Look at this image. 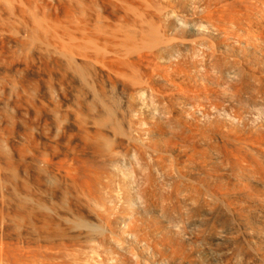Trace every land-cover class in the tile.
<instances>
[{"label":"rangeland","instance_id":"rangeland-1","mask_svg":"<svg viewBox=\"0 0 264 264\" xmlns=\"http://www.w3.org/2000/svg\"><path fill=\"white\" fill-rule=\"evenodd\" d=\"M198 1L199 0H196L195 1L196 3L194 2V0L193 1L192 0H1L0 1V18H1L0 19V29H1V32H0V153H3V154L6 153L8 155L11 152V147H10L11 145L12 146L21 145V151L24 149L23 152L20 151V155L22 153L21 178L24 177L23 180L26 179L23 182V191H26L24 193H27V194L30 193L28 191H31L30 195L34 197L30 196V198H35L36 196V199H38L40 197L39 201L41 200L43 201L44 199L43 202H45L46 204V208H43V210L45 211H43L42 213H39L42 210V207L34 208L36 204L34 205L33 203H35L36 199L34 200L29 199L30 201L33 200L34 201L33 203L32 201L31 202L27 201L28 203H30V205L33 204L32 205L33 207H32V206H29V204L27 203V206L29 207L27 208L28 212L30 213L32 211L31 213L34 212L37 215L40 214V216L35 215L34 217H36V219L35 218L33 219L32 217L34 214L33 215L30 214L31 219L36 222L33 221L32 223L33 225H32V224H29L30 222H32V220L26 219L24 221L25 225L22 224V226L24 227H22V235H23L22 237L23 238H22L21 264H101V263L102 264H112L114 260L115 261L118 260L117 261L118 263H113V264H122V263L135 264V262L136 264H141V259L142 261H144L142 262V264L143 263L144 264H155V263L156 264H174L175 262H176L175 264H179L178 262H181V264H186V263H182L184 262V259H182L180 254L178 255H179V258H181V260L178 259L177 258L178 255L176 256L175 254V252L176 251L178 252L179 250L177 246L179 241L187 240V238H189L190 236V233L194 231V228L196 225L205 223V222L210 224L222 214L225 215V213L223 212H226V213L228 212L226 214L227 216L225 218L224 217H221V218L219 217V218L223 222L224 220L225 222L226 221L228 222L227 224L225 222L223 223V226H222L223 228H219L218 230H216L217 228L216 227L215 232L214 231L213 232L215 234L217 231H219L218 235L221 236L222 234V237L223 236L227 237L228 242L230 243L229 245L225 247V249L226 250L228 249L229 252L231 253V254L229 253L230 259H229L228 264H233V263L239 264V262L241 261H242L241 264H244L243 260L237 259V257H235V255L232 254L233 249L231 248H233L232 244H234L235 242L240 243V244L242 243V245H244V248L247 245L248 247L249 246L252 247V253L249 251L252 256L253 255L255 256L257 254V250L253 249L255 248V245L254 247L252 246L253 244L250 243V239L248 237L256 234L255 237L254 236H252L253 238L251 237V241L253 240L254 243L255 242L258 243L257 241H259V243H262L261 246H264V243H263L264 238L263 236L261 237V235H263L264 233L262 232L264 231V229H262L264 228V223H263L264 216H262L264 215V212L261 211L264 207V202H263L264 201V172H263L264 170V152H263L264 147L262 146L264 142L263 140L264 139V58H263L264 48L263 47L264 46H262L264 44V41L262 40L264 39L262 37L264 36V22H262L264 20V15L263 17H261L262 12L264 11H262L261 8L264 5L262 7L260 6L264 3H259V0L258 1L256 0L258 2V4L256 5L257 8L260 7L258 8L260 10H258V9H254L256 7L255 6L256 3H254L255 0L250 1L252 2V4L251 3L250 4L254 6L253 8L251 7L252 9L250 8V4L249 5L246 4L248 3L247 0H235V2H232L233 0H231V2L230 0L228 1L227 0H223V1L216 0L217 2L214 0H206V1L201 0L199 1V3ZM211 1L213 2V4L211 3V5L213 6L209 4ZM225 1L230 5L228 6V8H226V6L224 5ZM261 1L264 2V0H261ZM203 2L205 3L201 4ZM214 2L216 5L214 4ZM218 2H220L221 5L223 4L225 6V11L223 10L224 6L223 5L221 6ZM200 4L202 7L200 6ZM206 5L208 8H206ZM219 5L221 7H219ZM242 5L248 6L247 10L250 14L246 12V10L244 9L246 7L242 9L243 7ZM216 7L217 8L219 7L220 9L222 8L221 11L218 8L219 10L218 9L216 10H218L219 12L217 13L216 10L214 12V8ZM211 8H213V11H211L212 10ZM249 8L252 10V12L253 10L255 11L258 10L257 13L259 11H262L259 13L261 14V16L260 15L259 17L258 15L256 16L255 12L251 13V10ZM205 9L207 12L208 11L213 12V15L218 14L219 18L221 15L220 12H222L223 17L221 15L222 18L219 19L218 23L215 22V20L218 21L217 15H216V18H212L213 16L210 17V19L211 20L213 19V20L208 21L209 23L213 22L212 24L217 23L218 27L217 26L213 27L212 24L210 23V27L208 28L206 23H207L209 16H207L208 18L206 20V23L205 22L202 23V21H204L203 19H206V16L203 19L202 17L199 19L198 16H201V15L204 16L205 14H208V13L204 14ZM241 9L245 11L244 12L245 15L246 13H248L247 15L250 17H248L247 15H246L247 17L243 15ZM228 10H230V13ZM238 10H241L239 14L235 12V11L238 12ZM224 12H226L227 15L229 13L232 18H233L232 15L235 16V13H236V18L234 17L235 19H233L234 20L233 22L235 23L238 22L236 25L239 26L238 27L239 29L244 28V30H238V32L235 31V33L237 32L236 35L237 34L239 35L236 36L235 33L233 34L232 25L231 27H229L230 24L232 23V21H230V19L232 18L230 17L229 19V17H224V15H226ZM231 12H234V14ZM239 15L240 16L243 15L244 17H246L245 19L251 18V16H253L254 18L257 17L256 19H258L259 21L263 19L260 22L262 27L259 24V22H257L258 20L256 21L253 18H251V21L248 19L247 21H245V19H243V21L245 22L249 21L250 23L252 22V19L253 21H256L255 24L249 23L251 26L248 23H245L243 21H240L243 23V24H240L239 19L237 21V18L240 17ZM260 17L261 19H259ZM195 18L197 19L194 20ZM198 19L199 20L202 19V20L199 22ZM227 19L229 20L228 21L229 23L231 22L230 24L226 22ZM182 20L183 21L188 20V21L184 25V23L181 22ZM223 22L228 23L227 27L225 25L224 30L227 29V31L225 32L229 31L228 27L229 29L231 28L229 33H227L229 38L226 37L227 35L224 32V30L222 29L223 31H221L220 29V28H223L222 26L224 24H226ZM203 24H205L206 26H204ZM219 24H222V25H219ZM244 24H248L245 26L246 29L245 27H243ZM240 25H242L241 28H240ZM254 25H257V26H254ZM211 26H212V29H210ZM234 26L235 25L233 24V27ZM237 26L236 28L234 27L235 30L238 29ZM247 26H250L252 29L249 28L251 29L249 30ZM260 28L263 30H261ZM242 31H246L247 32L246 34H249V35L252 34L251 36L247 35L248 37H250L249 39L246 38L248 40V44L250 45L249 47L245 46L247 42L245 37L247 36ZM254 31H256V33ZM257 31L260 34H262L263 32V35L258 34ZM222 32L224 33L223 35L225 38L222 37L223 36ZM239 32L243 33L244 36L241 37L240 35H243V34H240ZM218 34H221V35L219 36ZM231 35L233 36L232 40L235 38L234 35L236 36V38H239L240 36L241 39L239 38V41L240 40L242 41L244 39V43H242L241 41L239 42L238 40L234 39L235 41L233 40L234 41L233 43L237 41L238 43L236 42L235 44H238V45H235L232 42L230 45L229 42L231 41V38H230ZM253 35L254 37L258 35V36H261L262 38L260 41H256V40H259L260 38L258 39V36L256 37L257 39L254 37L252 38ZM227 39H229L230 41L229 40L227 41ZM254 39L256 40L252 41ZM250 40L253 43H251ZM261 41H263V43ZM255 42H261V43H255ZM61 46H62L61 50L57 49V47L61 48ZM217 47L221 49L220 52H218L219 49ZM133 50L135 51L133 52ZM63 51L68 52L67 54H69V57L66 56L67 59L64 58V55L66 53L64 54ZM110 54L112 55V59H113V55L115 56L114 60H116L117 62V63L114 62L116 63L115 66H114V63L110 61L111 59ZM138 54L144 55L143 57L145 58V60L147 59L148 60L147 62H149L151 65L147 63L149 66H146L145 64L146 61L140 60V58L143 59L142 56L141 57L139 56L138 60L140 61H138L137 60ZM71 55H73L74 58H71L73 57ZM145 55H148V56H145ZM212 55L215 56L213 57V59L212 57L210 58V56ZM130 57L134 60H132ZM228 57L231 60H229ZM225 58L228 59L226 61L232 66L233 65L237 66L241 64L239 65L238 68L241 69L243 67L245 69V70L243 69L244 73H242L241 75V77L245 75L243 77V80L239 76H237L239 73L235 74L239 72L237 67L232 68V66L230 65L231 66L230 68L233 69L232 73L235 72L234 75H231V72H230L231 69H227L229 65H227L228 63H226ZM232 59H234L233 62L237 60V63L240 61L241 63L233 64ZM67 60L69 63H72V64L68 65L69 63H67ZM127 60H129V62ZM108 61H110V63ZM142 61H144L145 63L144 62L142 63ZM242 61L246 63H243ZM101 63L102 65H100ZM107 63L109 65L112 64L113 66L110 65L112 68H108V69L107 67L105 68L104 67L105 65L110 67L109 65H107ZM73 64H74V67L76 64H78L76 65V69L72 67ZM81 65L83 66V70H82ZM250 65H251V69H250ZM77 67H80V68H77ZM158 67H160L161 70ZM155 68L156 69L158 68L159 76L157 73L158 71ZM162 68L165 71H162L163 70ZM109 69H112L111 74L110 72H108L110 71ZM84 70L85 71L87 70L86 71L87 73ZM224 70H225V73H224ZM161 71L163 73H161ZM217 73H219V76ZM226 73H228L229 75L228 74L225 75ZM91 77L92 79H90ZM219 77H221V79ZM144 78L148 79V82L150 81L149 82L150 84L145 83L147 81H144L145 80ZM240 80H242V82ZM133 82L135 86H133ZM138 82L139 84H136ZM141 83H145V85ZM142 85L143 87L144 86L146 87L143 88ZM101 88L103 90L102 92L105 91L106 94L104 92L103 95L99 96L98 95L99 92L97 93L94 91L93 93V90L100 91ZM102 92L100 91V93ZM95 93L98 95L99 99L97 98V95ZM104 94L107 95L106 101L104 99L105 98ZM94 95H96V97ZM101 96L104 97L102 98L106 103H109V104L111 103L116 108L114 109V111L118 110L117 112L121 113V114H118L116 113V111L114 112L113 110L112 112L111 109H113L114 107L111 104H110L111 106L110 105L107 106L105 104L106 107H109V106L110 108L112 107L111 109H108V108L107 109H108V113L112 115L111 119L113 121H111V119L109 121L108 119L106 120L105 118H101L102 117L101 113L104 115L103 117L108 115V113L106 112L107 109H105L106 108L105 106L103 108L102 107L99 108L100 103H101L100 104L101 106L104 105L105 103L104 101L100 100L102 99L100 98ZM96 98L101 102L98 103V100ZM121 99L124 102L120 101ZM125 101H127L128 103H126ZM102 102L104 103L102 104ZM118 102L120 103V105L122 102V105L120 106L121 108L118 107L119 105ZM127 106H130V107H127ZM101 109L104 111H102ZM131 109H133L134 111L135 110L137 111L135 112L136 113L135 114L134 111L132 110L136 116L138 114V116L135 119H133L134 117L132 116L133 113ZM94 110H96V112L99 111L98 112L99 114L96 113ZM125 110L126 111L129 110L128 112L129 113L131 112L130 114L132 115H130L127 112H124ZM95 113L97 114V117L94 116L96 115ZM235 113L239 117H236ZM91 114H93V116ZM88 115L89 116L91 115V116L89 117ZM115 117L116 118L118 117L117 120L114 119ZM128 117L130 118L128 119ZM240 117L242 118L241 120L243 122L242 121L238 122ZM97 118L100 119L98 120V122H97ZM120 118H122V120L121 122H118V123H120L121 125L120 127H123L122 129L119 127V124L115 122V120L120 121ZM130 119H132L133 122ZM91 120L92 122L94 120L96 122L92 123ZM101 121H104V122L101 123ZM122 121H123V124H122ZM127 121L128 122L130 121L129 124L132 123L130 124L132 126L130 125L127 126L128 125ZM105 122H107V124H105L106 126L104 125ZM108 123L109 124L111 123L113 125L111 126ZM99 124L103 125L102 127L104 126L105 127L102 128L100 127ZM116 124H117V128L115 127ZM237 124L239 125V127ZM118 127L120 129H118ZM127 127L129 128L133 127V128H130L131 130H129ZM101 129H103L104 131ZM196 131L198 133H195ZM118 132L119 133L121 132V133L119 134ZM129 132H131L130 134H132L133 136V138L130 137L131 138L130 140H134V141H128V138L131 135L129 134L126 135V134ZM185 132L187 134L188 133H191V134H189L188 136ZM193 132L194 134H192ZM217 132H218V135H217ZM115 134L116 136H113ZM195 134H196V137H195ZM254 134L256 135L259 134V135L256 136ZM125 135L128 137L125 138ZM191 136H193L194 138ZM253 136H254V139L257 138L255 139L256 142L254 141ZM105 137L106 139L108 138L110 140L107 139L106 141L108 142H106L104 140ZM236 137L238 140L236 139ZM260 137L262 138L260 139ZM251 138L253 139L254 142L252 141ZM258 139H260L262 142H260V140ZM49 140L51 141L49 142ZM244 140L248 141V142H244L248 144L247 145L248 148H250L249 146H252L253 148L251 149H254L257 145H260L261 143V145L258 147L259 149L260 147H262L263 149L261 148L258 151V149H256L258 147H256L255 149L257 151L255 149L254 151L249 150V149L247 150L246 149L247 146H245L244 148V145L246 144L243 145ZM103 141L106 144L109 143L110 141H111L110 144H113L112 142H114V145H116L118 141L119 144H117L115 148L114 146H112L113 147L112 149L110 145L107 144L108 145L107 146ZM233 141L235 142L238 141L237 144H239L240 147ZM249 141H251L250 143L251 145H249ZM38 143H40V145H38ZM65 143L69 145L66 147L65 145L67 144ZM232 143L237 145L238 146L237 148H239L240 150L244 148L242 152L245 151L247 154L244 155V152L243 153L240 152L239 149L237 150L232 149V146L234 145ZM253 143L254 144L256 143V145H254ZM23 144H25L26 147ZM120 144H121V147H119ZM33 145H36V146H33ZM41 145H43V147H41ZM46 145H48V147H46ZM49 145H50V148H49ZM95 145L97 148L94 147ZM22 146L24 147L22 148ZM27 146H28L29 151L26 150ZM74 146L76 148H74ZM103 146L106 147L107 149H110L109 152L111 153V155L109 154V152H106L107 149L104 148ZM117 146L119 148H117ZM234 146L233 148H236ZM42 148H45L47 151ZM103 148L106 150L104 151ZM60 149L62 151H60ZM72 149L74 150V152L72 151ZM226 150L228 152L229 150L232 152L227 153ZM233 150H236L235 152L239 151L238 153L234 152L236 156L233 153ZM27 151L29 152V154ZM251 151L253 153L249 154L248 152H251ZM40 152H41V156H40ZM43 152H45L46 154L44 155ZM70 152H73V156L70 155L72 154ZM76 152L77 154H74ZM112 152L116 154L114 155ZM259 152L261 155L259 154ZM60 153L62 154V157ZM226 153L227 155H229L230 158L227 157ZM237 154H240L238 155L240 158L239 157L236 158ZM69 155L71 157H74L75 155V157L68 158ZM232 155L235 158V160L236 159H239V160H236V162L234 161L235 163H231L232 164L231 165L230 162H233L234 160L233 158H232L233 160H231ZM34 156L37 158H35ZM42 156H45V158L43 157L44 159L43 158L41 159ZM23 157H24V160H23ZM228 158L230 160H228ZM39 159L40 161L41 160L50 161L52 164V168L48 169V172L45 170L44 171L40 170L39 164H37L38 163L37 161ZM70 159H72L71 160L72 162L69 161ZM244 159H245V162H244ZM53 161H55L57 168H55V164ZM64 161L66 162L64 163ZM57 162L59 163V165ZM61 162L64 165V167L61 164ZM70 163H73L74 165L73 164L70 165ZM237 163L238 164L240 163V165H236ZM67 164H69L70 166ZM36 165H38V170L36 168L37 167ZM67 166L71 168H67ZM161 166H162V169H161ZM232 166L233 168L235 166L237 170H235V168L233 170ZM237 166L238 168L242 170L244 166L248 170L250 168L249 172L247 171V173H249V178L253 175L254 170L257 171V175H255L257 177L252 176L251 178V180L255 179L253 183L251 182L249 178L247 179L250 181H248L247 179H246L247 181L246 180L244 181L245 177L243 176V174L245 175V172L247 169L244 168L245 171L241 173V170H238ZM60 167L63 169V171H60V170L57 171L58 169H61ZM53 168L54 170L55 169L57 170L54 171L55 173L53 172L50 173L53 170ZM159 168L161 169V172ZM163 168H165L166 172L165 173L163 172L162 174V171H164ZM176 168L178 170H176ZM70 169L74 173L70 172ZM56 171L58 174H56ZM66 171H68V173H65ZM176 171H178V173ZM238 171L239 173H241L244 179L243 177L241 179V175L238 173ZM258 171H262V172H258ZM46 172H47V175H46ZM169 173H171L170 174L171 176L168 177ZM180 173L182 177L177 176L178 174L180 175ZM44 174L46 175V177ZM61 174H66L65 177L68 176V179L65 180ZM166 174H167V177H166ZM52 175L53 176L56 175L54 179L52 178ZM59 175L61 176V178L59 177ZM48 177H51L52 179L51 178L49 179ZM170 177L173 178L172 181H170L171 179H167ZM57 179H59V181ZM71 179L74 182L76 181L74 184L79 185L80 188L78 186L73 185V183H71L73 181H70ZM176 179L177 181L175 182ZM60 180L62 182L65 180L64 182L65 183L67 182L66 183L67 185H65L64 182L62 183L63 185L60 184L61 182ZM56 182L60 185H58ZM245 182L247 183L244 184ZM53 183H56L57 185ZM68 183L70 187L68 186ZM51 184H52V187H51ZM243 184L246 186V188L245 186H243ZM44 185L46 188L44 187ZM53 185L55 189L57 187L56 189L57 193L55 192L56 190L53 188ZM64 185H65V188L62 191L61 187L63 188ZM49 186L53 188L54 191ZM75 187H78L79 189H83V190L78 191V188H75ZM87 187L89 190H87ZM185 187L187 190L184 189ZM206 187H208L209 192ZM24 188L26 190H24ZM28 188L29 190L27 191ZM67 188L69 190H66ZM70 188H72L73 190L72 189L70 190ZM177 188L179 190L176 191ZM211 188H213V190L216 188V190L212 191ZM242 188H244V190ZM34 189L37 192H34L35 191ZM38 189H40L41 191ZM44 189H45V193H44ZM58 189L60 191H58ZM74 189L76 190V192H74ZM205 189H206V192H205L206 195L203 194ZM238 189L241 191H239ZM49 190L54 195L57 194L55 196L56 198L60 195L59 197L69 198V200L67 198V201L64 200L66 202L70 200L74 201L78 199L79 203L84 202V200H81V196L83 199V196L88 195L87 193L90 191L91 194L89 193L88 197L90 196L91 198L90 197L88 198L86 196L87 198H84L85 203H86V199H88L90 200V204L95 203L94 204L95 206L92 204L91 206L96 207V208L98 207L96 206V204L97 205L100 204V207H98L99 210L97 209L98 210L97 212L95 211V208H92V210H94L96 214L99 213L98 215L101 217V222H95V224L97 223L96 226L99 224L98 226L102 230L98 228L100 231L98 230V231L88 232L86 229L83 230L84 228H82L83 230L82 231L80 230L81 228L79 229L77 227H74L70 221L71 219L68 218V215H67L68 213H65L67 212V209L65 208L66 205L65 206L63 205L60 207V208L62 207L65 208L64 210H62L63 208L62 209L59 208L60 210H58V214L59 213L61 214L57 216L58 218L55 217L57 215V212L55 213L54 209H56L57 211L58 208H53L52 206L55 207V205L56 204L58 205L59 203H57V201L53 203L54 200L52 196L54 195ZM72 191L75 193V195H73L74 193ZM77 191H78V195L76 194ZM181 191L183 194H181ZM215 191L217 192L215 193ZM64 192L65 193L69 192V193H66V195L69 194L71 197H69V195L66 197ZM79 192H81L82 194L84 193L85 195H82ZM145 192L148 193L147 195L149 198H147V196L144 195L146 194ZM191 192L194 196L196 195L199 196V194H196V192L200 193V196H199L200 200L198 199L199 198L198 196L196 197L198 199V203L195 197L194 198L196 199V202L194 198H191L190 196L192 195ZM175 193H177L178 195V196L176 195L175 197H177L178 199L180 196V198L178 200L175 199L176 204L175 203L174 204L177 205L181 203L180 204L181 206L182 205L185 206L187 204V206H185L187 208L183 206L182 208L180 205H177V206L178 207L180 206L183 210L184 208L190 209V211L184 210L185 213L183 214V210H181L180 207L177 209V206L173 205V202L175 200H173L172 202V195H173V198H175L174 197ZM227 193L228 195H230L229 198L231 197L233 200L229 199L228 196H225L227 199L223 196V195H227ZM234 193L235 195L238 193L237 196L233 195ZM253 193L254 194L257 193V195L256 194L254 195ZM41 194L42 195L44 194L43 196H45L43 199H42L43 196ZM202 194L203 196L206 197V198L204 197L205 199L203 198ZM248 195L250 196V199H249L250 201L255 196H257L252 200L253 202L254 200H256V202H254L255 204L258 202L256 204L257 206L254 203H250V201L248 202L243 199V198L246 199V197H249ZM49 196H51L52 198ZM74 196L75 197L78 196V198H73ZM220 196H222L224 200H222L223 198ZM92 198L94 199L96 198L97 203L94 202ZM119 198H120L119 203L121 202L122 206H121V203L120 205L117 204L118 201L116 199H119ZM144 198H146L145 199L146 201L144 200ZM189 198L190 200H188ZM215 198L218 199V201L220 202L215 200ZM113 199H115L116 202ZM78 200L74 202L70 201L69 203L77 202L75 204L82 205L78 203ZM98 200L100 201V203ZM191 200L197 204V205L194 203L191 204L192 206L196 205V206H193L195 208L198 205L205 202L204 204H202L204 205L203 206L204 208L199 206L201 208L198 209L197 207L196 208L197 210H196L191 205L189 208L188 204L190 203L188 202H190ZM228 200H230V203L232 204L228 203ZM257 200H260V201H257ZM106 201L108 203L113 201L112 203L114 205L112 203L110 204H112L114 208L111 206V209H110V204H107ZM209 201L210 202L212 201V203H210ZM213 201L215 203H214V206H212V209H213L212 210L210 208H211V205L213 204ZM222 201H224V203ZM239 201H241V204ZM244 201H246L245 202L246 204L244 203ZM151 202H153V204L155 205L151 204ZM247 202L250 204H248ZM49 203L52 204V206L50 205L52 210L51 208H48ZM85 203H83V206L81 207L84 208V210H87V208L90 207L89 206L90 204H88L89 202H87L85 206ZM133 203H134V206L132 205ZM169 203H172L171 206L173 205L175 207H170ZM233 203H236V204H233ZM105 204H106V207H103L104 211L101 212L100 208L102 206H105ZM224 204H228V206L230 204L229 206L230 208H228L226 205L225 207ZM244 204H245V207L242 206ZM135 205H136V210L134 211L133 209L135 208L133 207H135ZM205 205H208V206L210 205V206L208 207V209H206ZM25 206H26V202H25ZM115 206H118L116 207V209L118 208V210H115ZM131 206L132 208H130ZM154 206L156 207L155 210H157L155 213H154ZM7 207L8 206H6V209ZM31 207L33 208V210H31ZM138 207H140L139 211H138ZM164 207H166L165 209L174 208L173 210H175V213L171 209L165 211ZM191 207L193 208L192 211H191ZM231 207H232V210H231L232 213L229 212V209H231ZM47 208L53 211V213L55 214L54 215H52L53 213L47 214V212H51ZM119 208H121L122 211L121 209L119 211ZM218 208L219 210L217 211L216 209ZM222 208L223 209L228 208V209L222 210ZM233 208H234V212H233ZM240 208L242 210H240ZM246 208H248L250 211L247 210ZM34 209L36 210L34 211ZM37 209L38 211L40 209V211L38 212ZM46 209L48 211H46ZM251 209L254 211V214L251 211ZM106 210H108V213H107L108 215H106V212H105ZM158 210L159 211L161 210L160 212H162L161 213L162 215L160 214V216H158L160 213ZM170 210L172 211L171 212L172 214L170 213ZM240 211H242V213ZM90 212H93V211L90 210ZM100 212L103 214H101ZM124 212L125 214L123 215ZM134 212H135V215H134ZM148 212H152V216H151V213H148ZM165 212H168V214L169 213L170 214L166 215ZM188 212H189V215L187 214ZM236 212H239L241 215H239V213H237L236 215L235 214ZM261 212H262V215H260ZM114 213H117L120 216L118 217V215ZM164 213L166 217L163 216ZM42 214H44L43 215V217L45 216L44 218L42 217ZM185 214L190 217V219H188V217L186 216V219H188V221L184 219ZM61 215H63L64 217H62ZM178 215L179 217H184V218L179 219V217H177ZM107 216H109L108 218L110 219V221H113L114 223L116 221V223L120 226L122 223L121 221L123 222L125 221L121 227H123L122 229L128 234V238L130 239H127L126 242L124 243L119 241V243L121 244L122 243L124 245L126 244L125 245L126 247L122 245L123 246L122 250L119 248V246H121L119 243H118L119 245L117 244L118 246L115 245L114 242L116 241H114L111 238L112 236L109 237L110 235L106 231V227H104L106 224V221L104 220H107ZM192 216H195V217L192 218ZM237 216H242V217L238 218ZM48 217L49 218L53 217L49 219L51 222L48 220ZM61 217L62 219L66 218V220L64 219L60 221ZM121 217L123 220L121 219ZM163 217L164 219H162ZM199 217H201L202 219L200 220ZM228 217L230 218V220ZM247 217H249L248 220H247ZM117 218H120V219H117ZM235 218L238 220H236ZM56 219L57 220L59 219V220L57 221ZM116 219L119 221V223L117 222ZM207 219L209 221H207ZM240 219H243V220L239 221ZM245 219L250 224L251 223L252 224L250 225L248 222L246 224ZM41 220L43 221L41 222ZM168 220H171V223L168 222ZM173 220L175 221L173 222ZM178 220L180 221L178 222ZM221 220H218V221H221ZM233 220L236 223H234ZM9 221L10 220L7 221L8 223L7 226L8 228H11V221L10 223ZM181 221H185V222H181ZM39 222H41L40 223L41 226L43 224L45 225L49 224L50 226L54 228L51 227L52 230L51 229L44 230L43 229L44 225L42 226V228L37 227ZM192 222L196 223L194 227L188 228L185 225V223H187L188 225V223H192ZM125 223L127 224L126 226H125ZM180 223H182L180 226L181 227L184 226V228L183 230L181 229V231L179 232L181 227L179 228V225L177 227V224H180ZM26 224H29V225H26ZM100 224L102 226H100ZM165 224H167V226ZM173 224H174V227H173ZM58 225L61 227L59 228ZM232 225L233 226L235 225L236 227L239 226V227L236 228L235 226L233 227ZM175 226L176 228L179 229L178 232H177V229H175ZM29 227L34 228L35 230H30ZM124 227H126V230ZM209 227L207 226L203 230L201 227L196 226L195 229L197 231H194L195 235H197L196 236L197 239L195 240L197 242L195 249L201 248L200 239L202 238V236H205L207 233L209 234L208 230L210 231V233H212ZM248 227L251 229H249ZM46 228H47V225H46ZM71 228H73L75 231H73V229ZM243 228H245L246 230L244 229L243 231ZM258 228L261 230V232H259ZM38 229H39V232H37ZM57 229H59L60 231H58ZM77 229L79 231H76ZM141 229L144 230L142 231L143 233H141ZM146 229L147 231H145ZM61 230L63 232L62 235L64 237L60 235ZM138 230L140 231V234ZM46 231L47 233L45 234ZM129 231L134 232V234L130 233L131 234L130 235ZM136 231L138 233H136ZM183 231L184 233L182 234L181 232ZM105 232H107V235H104ZM225 232L227 233L225 234ZM233 232L236 234H234ZM255 232L260 233V234H257ZM145 234H148V235H145ZM207 235L205 237H208ZM47 236H49L48 237L49 239L50 238L52 239L51 240L47 239ZM99 236L101 237V239ZM106 236L108 237V239ZM143 236L145 237L146 241L144 238H142ZM146 236H148V238ZM256 236L258 237L260 236L261 237L260 240L258 239L257 241H255L258 238V237L256 238ZM88 237L89 239H87ZM102 237H104L106 240L103 241L104 238ZM110 238L112 239V241L110 240ZM94 239L97 241L96 243H98V247L101 246V248L103 247L104 250L101 248H97V244L94 243L95 242ZM97 239L98 240L100 239V243ZM240 239H242L243 241H240ZM244 239L246 240L245 242H244ZM261 240L263 242H260ZM84 241L87 242L89 245L85 243ZM134 242L135 243L138 242L140 246L139 250L138 249L136 250L134 246L132 245L134 244ZM143 242L144 243L147 242L145 244L146 246L145 245L142 246ZM160 243H163V244H160ZM244 243H246L247 245ZM113 244H114V247H112ZM106 246L107 247L109 246V247L107 248ZM150 246H153V248ZM156 246L158 247L159 250L157 249ZM197 246L199 248H197ZM213 246L214 245H211L208 247V248L211 247L214 249V251L213 249L210 250L209 253L212 255H215L216 257V253L219 251L218 250L219 248L217 247L218 248L217 249L218 251H217L215 246L214 247ZM166 247H170V248L167 249ZM92 248H94V250H91ZM150 248L152 249L150 250ZM98 249L100 250V252H98L99 251ZM109 249H112L111 250L112 252ZM171 249L172 250L175 249L171 251L172 254H170ZM113 250H115L114 253H113ZM125 250L126 251L133 250L137 256L135 255L133 256V251L131 252L132 253L131 254L128 251L127 253ZM154 250L155 251L157 250L158 253L154 252ZM253 250L254 252H256V254H254ZM261 250H259L258 254H260V252L263 254L264 250H262L263 252ZM145 251H146V254H145ZM101 252L103 253L101 254ZM168 252L170 255L168 254ZM111 253L113 254V256ZM107 254H109L110 259ZM143 254H145V256ZM258 254H257V257H260L261 254L260 255ZM97 255L98 256L100 255V256L98 257ZM159 256H161V259L163 261H161ZM134 257L137 259L134 260L135 259ZM124 259H126L127 261L126 263ZM216 259L217 258H215V260ZM233 260H235V262H233ZM108 261H110V263ZM196 262L198 263V261H195V263L193 264H196Z\"/></svg>","mask_w":264,"mask_h":264},{"label":"bare ground","instance_id":"bare-ground-1","mask_svg":"<svg viewBox=\"0 0 264 264\" xmlns=\"http://www.w3.org/2000/svg\"><path fill=\"white\" fill-rule=\"evenodd\" d=\"M0 1H1V0H0ZM192 1H193V0H192ZM195 1H196V0H194V2H195ZM199 1H201V0H199ZM199 1H198V3H199ZM205 1H206V0H205ZM214 1H216V0H214ZM222 1H223V0H222ZM227 1H228V0H227ZM247 1H248V3H246L247 5H249L250 3L252 4V2H250L251 0H247ZM257 1H258V0H257ZM257 1H256V0H255V2L253 1L254 3H256L255 6L258 4ZM260 1H261V0H259V3H264L263 1H261V2H260ZM194 2H193V3H194ZM216 2H217V1H216ZM230 2H231V0H230ZM232 2H235V0H233ZM243 2H244V1H243ZM195 3H196V2H195ZM204 3H205V2H203V3H201V4H204ZM207 3H208V1H207ZM211 3L213 4L212 1H211L209 4L211 5ZM218 3L220 4V2H218ZM222 3H223V2H222ZM225 3H226V4H225ZM201 4H200V6H201ZM214 4H215V2H214ZM241 4H242V3H241ZM251 4H250V8H251V7L253 8L254 6L251 5ZM194 5H196V4H194ZM194 5H192V6H194ZM215 5H216V4H215ZM220 5H221V4H220ZM220 5H219V7H221L223 4H222L221 6H220ZM224 5L226 6V8H228V6H230L226 1L224 2ZM224 5H223V6H224ZM247 5H244V6L242 5V6H243L242 9H243L244 7H246V8H244V9L246 10V12H248V10H247V9H248V8H247L248 6H247ZM263 5H264V4H262V5H260V6L262 7ZM141 6H142V5H141ZM167 6H168V5H167ZM211 6H213V5H211ZM225 6H224V8H223L224 11H225ZM169 7H170V6H169ZM195 7H196V6H195ZM201 7H202V6H201ZM219 7H218V8H219ZM263 7H264V6H263ZM263 7L261 8L262 11H264V8H263ZM167 8H168V7H167ZM206 8H208L207 5H206ZM218 8H217V7L214 8V12H215V10L218 9ZM250 8H249V9H250ZM252 8H251V9H252ZM258 8H260V7H258ZM258 8H257V6H256L254 9H258ZM196 9H197V8H196ZM200 9H201V8H200ZM203 9H204V8H203ZM211 9H212L211 11H213V8H211ZM219 9H220V8H219ZM219 9H218V10H219ZM221 9H222V8H221ZM221 9H220V11H221ZM242 9H241V10H242ZM251 9H250V10H251ZM193 10H194V9H193ZM218 10H216L217 13L219 12ZM223 10H222V11H223ZM241 10H238V12H237V11H235V12H236L237 14H239ZM250 10H249V11H250ZM258 10H260V9H258ZM258 10H256V11L253 10V12H255V13H256L255 15H256V16L258 15V17H259V15L261 16V14H259V13L262 12V11H259V12L257 13ZM163 11H164V10H163ZM195 11H196V10H195ZM199 11H200V10H199ZM202 11H203V10H202ZM226 11H227V9H226ZM228 11H229V13H230V10H228ZM232 11H233V10H232ZM128 12H129V11H128ZM193 12H194V11H193ZM200 12H201V11H200ZM244 12H245V11L242 10L243 15H245ZM253 12H252V10H251V13H253ZM202 13H203V12H202ZM205 13H208L209 15H208V14H205ZM211 13H212V14H211ZM224 13L226 14V15H224V17H229V19H230L231 15L228 13V15H229V16H228L226 12H224ZM231 13L234 14V12H231ZM236 13H235V16L232 15L233 18L231 17L232 19H230V21H232V23L230 22L231 24L228 22V21H229L228 19H227V21H226V22H228V23L230 24V26L228 25L229 27H231V25H232V29H233L232 32H233V34L235 33V31L238 32V30H244V28H243V29H239V28H238L239 26L236 25L238 22H237V23L233 22V21H234L233 19L236 18ZM242 13H241V14H242ZM248 13H249V12H248ZM248 13H246V15H247ZM263 13H264V12H262V16H261V17H263V15H264ZM204 14H205V15H204ZM204 14H203L204 16L201 15V16H198V17H199V19H200L201 17H202V19H203V18H205V16H206V19H203L204 21H202V23H204V22L206 23V20H207V18H208L207 16H209V18H208V20H207V23H206V25L208 26V28L210 27V23H211V22H210V23L208 22V21L211 20L210 17L213 16L212 18H216V15H217L218 21L215 20V22H217V23L219 22V19H221V18L223 17L222 12H220V14L222 15V17H221V15H220V18H219L218 14L213 15V12H210V11L207 12L206 9L204 10ZM210 14H211V15H210ZM249 14H250V13H249ZM243 15H241V16H243ZM246 15H245V16H246ZM251 15H252V14H251ZM160 16H161V15H160ZM214 16H215V17H214ZM239 16H240V15H239ZM241 16H240V17L237 16V17H238V18H237V21H238V19H239V23H240V24H243V23L240 22V21H243V19H245L248 15H247L246 17L243 16L244 18L241 17ZM234 17H235V18H234ZM248 17H250V16H248ZM261 17H260L259 19H261ZM140 18H141V17H140ZM181 18H182V17H181ZM251 18H253V19L256 20V21L258 20V19H256L257 17L254 18L253 16H251ZM251 18H247V19L251 21ZM0 19H1V18H0ZM182 19H183V18H182ZM196 19H197V18H195L194 20H196ZM199 19H198V20H199ZM202 19H201V20H202ZM247 19H245V21H247ZM253 19H252V22H251V23H254V24H255L256 21H253ZM76 20H77V19H76ZM201 20H199V22H200ZM212 20H213V19H212ZM212 20H211V21H212ZM223 20H224V19H223ZM225 20H226V18H225ZM262 20H263V19H262ZM262 20H260V21L258 20L257 22H259V24L261 25L260 22H261ZM184 21H185V20H184ZM184 21L182 20L181 22H183L184 25H185V23H187L188 20L185 21V22H184ZM235 21H236V20H235ZM245 21H243V22H245ZM140 22H141V21H140ZM197 22H198V21H197ZM226 22H223V23H226ZM262 22H264V20H263ZM152 23H153V22H152ZM190 23H191V22H190ZM208 23H209V25H208ZM212 23H213V22H212ZM212 23H211V24H212ZM217 23H215L216 25H215V24H212V26H213V27H215V26L218 27V24H217ZM220 23H221V22H220ZM228 23L224 24V25L222 26L223 28H220L221 26L219 27V28L221 29V31H223V30L225 29V25H226V27H227V24H228ZM245 23H248V24H249L250 22L248 21V22H245ZM251 23H250V24H251ZM141 24H142V23H141ZM200 24H201V23H200ZM233 24L235 25V26H234L235 28H236V26H237V28H238L237 30L234 29ZM248 24H244L243 27H245V26L248 25ZM250 24H249V25H250ZM178 25H179V24H178ZM203 25L206 26L205 24H203ZM203 25H202V27H203ZM219 25H222V24H219ZM212 26H211L210 29H212ZM241 26H242V25H240V28H241ZM250 26H251V25H250ZM250 26H247V28H248V29L251 28ZM254 26H257V25H254ZM127 27H128V26H127ZM229 27H228V30L230 31L231 28L229 29ZM252 27H253V26H252ZM261 27H262V25H261ZM140 28H141V27H140ZM254 28H255V27H254ZM143 29H144V28H143ZM206 29H207V28H206ZM210 29H209V30H210ZM214 29H215V28H214ZM222 29H223V30H222ZM245 29H246V27H245ZM251 29H252V28H251ZM251 29H249V30H251ZM260 29H261V28H260ZM204 30H205V29H204ZM261 30H263V29H261ZM77 31H78V30H77ZM217 31H218V30H217ZM225 31H227V29L224 30V32H225ZM229 31H228V32H225L226 35H227V33H229ZM0 32H1V29H0ZM72 32H73V31H72ZM133 32H134V31H133ZM205 32H206V31H205ZM232 32H231V33H232ZM237 32H236V33H237ZM240 32H241V31H240ZM240 32H239V33H240ZM242 32L245 33V34L247 33L246 31H242ZM251 32H252V31H251ZM254 32L256 33V31H254ZM97 33H98V32H97ZM219 33H220V32H219ZM236 33H235V35H236ZM243 33H240V34H243ZM248 33H249V32H248ZM255 33H254V34H255ZM257 33H258V31H257ZM223 34H224V33L222 32V35H223ZM233 34H232V35H233ZM258 34H260V33H258ZM218 35L220 36L221 34H218ZM226 35H225V36H226ZM229 35H230V34H229ZM232 35H231V36H232ZM235 35H234V37H235L234 39H236V40H238V41H239L240 36H241V37L244 36V34H243V35H240L239 38H236V36L239 35V34H237L236 36H235ZM247 35H248V36H251L252 34H251V35L246 34V36H247ZM260 35H263V32H262V34H260ZM106 36H107V35H106ZM231 36H230L231 41H230L229 39H227V41H228V40L230 41V42H229L230 45H231V42L233 43V42L235 41L234 39H233L234 41L232 40L233 36H232V37H231ZM248 36L245 37V39H246V38L249 39L250 37H248ZM257 36H258V35H257ZM257 36L254 37V35H253L252 38H253V37L256 38ZM222 37H224V35H223ZM222 37H221V39H222ZM226 37L229 38L228 35H227ZM262 37L264 38V36H262ZM262 37H261V36H258V39L260 38L259 40H256V39H257V38H256V39H254V40H252V41H255V40H256V41H260ZM133 38H134V37H133ZM218 38H219V37H218ZM224 38H225V37H224ZM240 39H241V38H240ZM242 39H243V38H242ZM111 40H112V39H111ZM155 40H156V39H155ZM157 40H158V39H157ZM223 40H224V39H223ZM246 40H247V39H246ZM246 40H245V42H246ZM262 40L264 41V39H262ZM45 41H46V40H45ZM88 41H89V40H88ZM240 41H241V40H240ZM240 41H239V42H240ZM250 41H251V40H250ZM252 41H251V43H253ZM263 41H261V42L263 43ZM58 42H59V41H58ZM95 42H96V41H95ZM123 42H124V41H123ZM135 42H136V41H135ZM140 42H141V41H140ZM200 42H201V41H200ZM203 42H204V41H203ZM236 42H237V41H236ZM236 42H235V43H236ZM241 42L244 43V39H243ZM261 42H255V43H261ZM132 43H133V42H132ZM224 43H226V42H224ZM229 43H227V44H229ZM235 43H233V44H235ZM237 43H238V42H237ZM59 44H60V43H59ZM142 44H143V42H142ZM247 44H248V40H247L245 46H248V47H249L250 45H249V44L247 45ZM56 45H57V44H56ZM60 45H61V44H60ZM104 45H105V44H104ZM204 45H205V44H204ZM213 45H214V44H213ZM218 45H219V44H218ZM223 45H224V44H223ZM223 45H222V47H223ZM235 45H238V44H235ZM255 45H256V44H255ZM142 46H143V45H142ZM214 46H215V45H214ZM256 46H257V45H256ZM262 46H264V44H263ZM54 47H55V45H54ZM63 47H64V46H63ZM66 47H67V46H66ZM86 47H87V46H86ZM104 47H105V46H104ZM107 47H108V46H107ZM110 47H111V46H110ZM143 47H144V46H143ZM143 47H142V48H143ZM191 47H192V46H191ZM206 47H207V46H206ZM211 47H212V46H211ZM237 47H238V46H237ZM237 47H236V48H237ZM242 47H243V45H242ZM74 48H75V47H74ZM166 48H167V47H166ZM217 48H218V47H217ZM257 48H258V47H257ZM259 48H260V46H259ZM263 48H264V47H263ZM53 49H54V48H53ZM57 49H60V50H61V49H62V46H61V48L57 47ZM57 49H56V50H57ZM67 49H68V48H67ZM108 49H109V48H108ZM213 49H214V48H213ZM213 49H212V51H213ZM218 49H219V48H218ZM239 49H240V48H239ZM255 49H256V48H255ZM54 50H55V49H54ZM60 50H59V51H60ZM65 50H66V49H65ZM68 50H69V49H68ZM68 50H67V51H68ZM96 50H97V49H96ZM102 50H103V49H102ZM195 50H196V49H195ZM195 50H194V51H195ZM203 50H204V49H203ZM220 50H221V49H219V51H218V50H217V51L220 52ZM259 50H260V49H259ZM263 50H264V49H263ZM59 51H58V53H59ZM97 51H98V50H97ZM134 51H135V50H133V52H134ZM241 51H242V50H241ZM261 51H262V49H261ZM261 51H259V52H261ZM60 52H61V51H60ZM63 52H64V54L66 53V54L64 55V58H66V56L69 57V54H67L68 52H66V51H63ZM70 52H71V51H70ZM259 52H258V53H259ZM263 52H264V51H263ZM71 53H72V52H71ZM108 53H109V52H108ZM170 53H171V52H170ZM212 53H213V52H212ZM225 53H226V52H225ZM238 54H239V53H238ZM259 54H260V53H259ZM262 54H263V53H262ZM110 55H111V54H110ZM127 55H128V54H127ZM127 55H126V56H127ZM136 55H137V53H136ZM204 55H205V53H204ZM224 55H225V54H224ZM226 55H228V54H226ZM255 55H256V54H255ZM260 55H261V54H260ZM260 55H259V56H260ZM71 56H73V55H71ZM99 56H100V55H99ZM101 56H102V55H101ZM103 56H104V55H103ZM118 56H119V55H118ZM126 56H125V57H126ZM139 56H140V57H141V56L143 57L144 55H140V54H138V56H137V60H138ZM145 56H148V55H145ZM207 56H208V55H207ZM219 56H220V55H219ZM253 56H254V55H253ZM259 56H258V57H259ZM114 57H115V56L113 55V59H112V55H111V59H112V60L110 59V61H111L112 63L116 62V60H114ZM135 57H136V56H135ZM211 57H212V59H213V57H215V56L212 55V56H210V58H211ZM71 58H74V56L71 57ZM100 58H101V57H100ZM109 58H110V57H109ZM130 58H131V57H130ZM228 58H229V57H228ZM252 58H253V57H252ZM254 58H255V57H254ZM263 58H264V56H263ZM66 59H67V58H66ZM117 59H118V58H117ZM131 59H132V58H131ZM150 59H151V58H150ZM153 59H154V58H153ZM223 59H224V57H223ZM234 59H235V58H234ZM234 59H232V63H233V64H234V63L236 64V63H237V60H236L235 62H233ZM72 60H74V59H72ZM102 60H103V59H102ZM132 60H134V59H132ZM140 60H145V58H144V57H143V59L140 58ZM140 60H138V61H140ZM210 60H211V59H210ZM210 60H209V61H210ZM226 60H228V59L225 58V61H226ZM229 60H231V59L229 58ZM110 61H108V62L110 63ZM127 61L129 62V60H127ZM145 61H146V63H145L144 61H142V63L144 62V63L146 64V66L151 65L149 62H147V61H148L147 59H146ZM149 61H151V60H149ZM212 61H213V60H212ZM216 61H217V60H216ZM225 61H224V62H225ZM248 61H249V60H248ZM242 62H243V61H242ZM67 63H69L68 60H67ZM104 63H105V62H104ZM104 63H103V64H104ZM116 63H117V62H116ZM116 63H114V66L116 65ZM118 63H119V62H118ZM147 63H148L149 65H148ZM226 63H228V62L226 61ZM239 63H241V61L238 62L237 64H239ZM243 63H246V62H243ZM71 64H72V63H69L68 65H71ZM92 64H93V63H92ZM157 64H158V63H157ZM251 64H252V63H251ZM259 64H260V63H259ZM76 65H78V64H76ZM76 65H75V67H74V64H73L72 67H74V68L76 69ZM94 65H95V64H94ZM100 65H102V63H101ZM107 65H109V64L107 63ZM110 65H112V64H110ZM110 65H109V66H110ZM118 65H119V64H118ZM125 65H126V64H125ZM125 65H124V66H125ZM155 65H156V63H155ZM216 65H217V64H216ZM227 65H229L228 67L226 66L227 69H231V71H230V72H231V75H234V73H235V72L232 73V72H233V71H232V70H233L232 68H233V67H234V68L237 67V69H238L239 72H237V73H235V74H238V73H239L237 76H239V77L243 80V77H244L245 75L242 76V77H241V75H242V73H244V72H243V69H244V68H243V67H242L241 69L238 68L239 65H241V64H239V65H237V66H234V65L232 66L231 64L228 63ZM230 65L232 66V68H230V67H231ZM243 65H244V64H243ZM255 65H256V64H255ZM81 66H82V65H81ZM85 66H86V65H85ZM112 66H113V65H112ZM157 66H158V65H157ZM157 66H156V67H157ZM203 66H204V65H203ZM246 66H247V65H246ZM104 67H105V68L107 67V69H108V68H112L111 66L108 67V66H106V65H105ZM104 67H103V68H104ZM247 67H248V66H247ZM247 67H246V68H247ZM77 68H80V67H77ZM114 68H115V67H114ZM116 68H117V67H116ZM148 68H150V67H148ZM158 68H160V67H158ZM158 68H157V69L155 68V69L158 71ZM215 68H216V67H215ZM218 68H219V67H218ZM84 69H85V68H84ZM87 69H88V68H87ZM107 69H106V70H107ZM126 69H127V68H126ZM155 69H154V71H155ZM162 69H163V68H162ZM248 69H249V68H248ZM248 69H247V70H248ZM250 69H251V65H250ZM255 69H256V68H255ZM82 70H83V66H82ZM109 70H110V71H108V72H110V74H111L112 69H109ZM160 70H161V68H160ZM225 70H226V69H225ZM225 70H224V73H225ZM244 70H245V69H244ZM247 70H246V71H247ZM77 71H78V70H77ZM80 71H81V70H80ZM80 71H79V73H80ZM84 71H85V70H84ZM86 71H87V70H86ZM86 71H85V72H86ZM113 71H114V70H113ZM154 71H153V72H154ZM162 71H165V70L163 69ZM162 71H161V73H163ZM227 71H228V70H227ZM234 71H235V69H234ZM241 71H242V72H241ZM250 71H251V70H250ZM253 71H255V70H253ZM253 71H252V72H253ZM82 72H83V71H82ZM76 73H77V72H76ZM86 73H87V72H86ZM155 73H156V72H155ZM157 73H158V76H159V71H158ZM222 73H223V72H222ZM88 74H89V73H88ZM110 74H109V75H110ZM112 74H113V73H112ZM153 74H154V73H153ZM217 74H218V76H219V73H217ZM227 74H228V73H226L225 75H227ZM93 75H94V74H93ZM156 75H157V74H156ZM228 75H229V74H228ZM231 75H230V76H231ZM246 75H247V74H246ZM249 75H250V74H249ZM81 76H83V75H81ZM112 76H113V75H112ZM160 76H161V75H160ZM162 76H163V75H162ZM89 77H90V76H89ZM141 77H142V76H141ZM143 77H144V75H143ZM216 77H217V76H216ZM233 77H234V76H233ZM239 77H238V78H239ZM248 77H249V76H248ZM219 78L221 79V77H219ZM227 78H228V77H227ZM227 78H226V80H227ZM235 78H236V76H235ZM238 78H237V79H238ZM240 78H239V79H240ZM90 79H92V77H91ZM144 79H145V78H144ZM205 79H206V78H205ZM222 79H223V78H222ZM249 79H250V78H249ZM242 80H240V81L242 82ZM247 80H248V79H247ZM144 81H147V82H145V83L150 84V83H149L150 81L148 82V79H145ZM218 81H219V80H218ZM230 81H231V80H230ZM232 81H233V80H232ZM258 81H259V80H258ZM136 82H137V80H136ZM140 82H141V80H140ZM91 83H92V82H91ZM145 83H141V84H144V85H145ZM234 83H235V82H234ZM237 83H238V82H237ZM136 84H139V82L136 83ZM141 84H140V85H141ZM148 84H147V85H148ZM241 84H242V83H241ZM99 86H100V85H99ZM133 86H135V85H134V82H133ZM142 87H143V85H142ZM144 87H146V86H144ZM144 87H143V88H144ZM231 88H232V87H231ZM132 89H133V88H132ZM233 89H234V88H233ZM94 91L97 92V93H98V92L100 93V91L102 92L103 90H102V88L100 89V91H98V90H93V93H94ZM104 92H105V91H104ZM104 92H102V93H100V94L98 93V95H99V96H100V95H103ZM110 92H111V91H110ZM258 93H259V92H258ZM95 94H96V93H95ZM105 94H106V92H105ZM105 94H104V97H105V98H104L103 96H101L100 98L103 97V98L105 99V101H106V96H107V95H105ZM256 94H257V93H256ZM96 95H97V94H96ZM96 95H94V96L96 97ZM98 95H97V98H98ZM195 97H196V96H195ZM97 98H96V99H97ZM103 98L100 99V100L104 101ZM124 98H125V97H124ZM124 98H123V100H124ZM251 98H252V97H251ZM98 99H99V98H98ZM98 99H97V100H98ZM112 99H113V98H112ZM93 100H94V99H93ZM123 100L121 99L120 101H123ZM105 101H104V102H105ZM110 101H111V100H110ZM120 101H119V102H120ZM93 102H94V101H93ZM99 102H101V101L98 100V103H99ZM104 102H102V104H103ZM108 102H109V101H108ZM119 102H118V104H119L118 107H120V106L122 105V102H121V105H120ZM123 102H124V101H123ZM125 102L128 103L127 101H125ZM129 103H130V102H129ZM77 104H78V103H77ZM100 104H101V103H100ZM100 104H99V106H100L99 108H101V107L103 108V107L105 106V104L108 106V105H110L111 103L109 104V103H106V102H105L104 105H102V106H101ZM155 104H156V103H155ZM78 105H79V104H78ZM93 105H94V104H93ZM111 105H112V104H111ZM111 105H110V106H111ZM125 105H126V104H125ZM125 105H124V106H125ZM128 105H129V104H128ZM146 105H147V104H146ZM86 106H87V105H86ZM110 106H109V107H106V106H105V107H106L105 109H107V108H108V109H111L112 107L110 108ZM112 106H113V105H112ZM116 106H117V105H116ZM130 106H131V104H130ZM130 106H127V107H130ZM113 107H114V106H113ZM118 107H117V108H118ZM79 108H80V107H79ZM120 108H121V107H120ZM124 108H125V107H124ZM131 108H132V107H131ZM68 109H69V108H68ZM95 109H96V108H95ZM108 109H107V111L105 110L107 113H108ZM114 109H116V108L114 107L113 109H111V111H112V110L114 111ZM161 109H162V108H161ZM101 110H102V109H101ZM120 110H121V109H120ZM122 110H123V109H122ZM132 110H133V109H131V111H132ZM79 111H80V110H79ZM94 111L96 112V110H94ZM94 111H93V112H94ZM97 111H98V110H97ZM102 111H104V110H102ZM109 111H110V110H109ZM113 111H112V112H113ZM115 111H116V110H115ZM115 111H114V112H115ZM117 111H118V110H117ZM117 111H116V113H118ZM128 111H129V110H128ZM128 111L125 110L124 112L129 113ZM133 111H134V110H133ZM133 111H132V113H133ZM77 112H78V111H77ZM91 112H92V111H91ZM98 112H99V111H98ZM98 112H96V113H98ZM121 112H122V111H121ZM135 112H137V111L135 110L134 113H135ZM79 113H80V112H79ZM96 113H95V114H96ZM100 113H101V112H100ZM110 113H111V112H110ZM130 113H131V112H130ZM130 113H129V114H130ZM134 113H133V115L130 114V115H132V116L134 117V118L132 117L133 119H135V118L138 116V114H137V116H136V115H135L136 113H135V114H134ZM85 114H86V113H85ZM98 114H99V113H98ZM104 114H105V113H104ZM118 114H121V113H118ZM122 114H123V113H122ZM124 114H125V113H124ZM238 114H239V113H238ZM58 115H59V114H58ZM91 115L93 116V114H91ZM91 115H90V116H91ZM101 115H102L101 118H105L106 120L108 119L109 121H110V119L112 118V115L109 114V113H108V115L105 116V117H103L104 115H103L102 113H101ZM113 115H114V113H113ZM116 115H117V114H116ZM127 115H128V114H127ZM130 115H129V116H130ZM140 115H141V114H140ZM140 115H139V116H140ZM79 116H80V115H79ZM84 116H85V115H84ZM88 116H89V115H88ZM90 116H89V117H90ZM94 116L97 117V114L94 115ZM99 116H100V115H99ZM99 116H98V118H99ZM124 116H125V115H124ZM124 116H123V117H124ZM235 116H236V117H239V116L236 115V113H235ZM240 116H242V115H240ZM113 117H114V116H113ZM121 117H122V115H121ZM125 117H126V116H125ZM141 117H142V116H141ZM91 118H92V117H91ZM98 118H97V122H98V120H100V119H98ZM117 118H118V117H117ZM117 118L115 117L114 119L117 120ZM126 118H127V117H126ZM129 118H130V117H128V119H129ZM138 118H139V117H138ZM84 119H85V118H84ZM95 119H96V118H95ZM105 119H103V120H105ZM128 119H127V120H128ZM233 119H235V118H233ZM236 119H237V118H236ZM241 119H242V118L240 117V119H239L238 122L242 121ZM116 120H115V122H116L117 124H119V127H120L121 125H120V123H118V122H121L122 118H120V121H116ZM118 120H119V119H118ZM123 120H124V118H123ZM130 120H132V119H130ZM139 120H140V119H139ZM237 120H238V119H237ZM111 121H113V120L111 119ZM255 121H256V120H255ZM91 122H92V120H91ZM95 122H96V121L94 120L92 123H95ZM103 122H104V121H101V123H103ZM107 122H108V121H107ZM107 122H105L104 125L107 124ZM125 122H126V121H125ZM127 122H128V121H127ZM129 122H130V121H129ZM129 122H128V125H127V126H129L130 124H132V123L129 124ZM132 122H133V120H132ZM235 122H236V120H235ZM242 122H243V121H242ZM252 122H253V121H252ZM99 123H100V122H99ZM96 124H97V123H96ZM108 124H109V123H108ZM117 124L115 125L116 128H117ZM122 124H123V121H122ZM133 124H134V123H133ZM82 125H83V124H82ZM99 125H100V124H99ZM109 125L112 126L113 124L110 123ZM125 125H126V123H125ZM237 125H238V124H237ZM240 125H241V124H240ZM256 125H257V124H256ZM102 126H103V125H100V127H102ZM105 126H106V125H105ZM105 126H104V127H105ZM122 126H123V125H122ZM130 126H132V125H130ZM104 127H102V128H104ZM119 127H118V129H120V128L122 129V128H123V127H120V128H119ZM215 127H216V126H215ZM236 127H237V126H236ZM238 127H239V125H238ZM82 128H83V127H82ZM93 128H95V127H93ZM98 128H99V127H98ZM127 128H128L129 130H131L130 128H133V127H130V128L127 127ZM114 129H115V128H114ZM118 129H117V130H118ZM207 129H208V128H207ZM234 129H235V127H234ZM261 129H263V128H261ZM57 130H58V129H57ZM80 130H82V129H80ZM101 130H103V129H101ZM115 130H116V129H115ZM183 130H185V129H183ZM245 130H246V129H245ZM252 130H253V129H252ZM257 130H258V128H257ZM87 131H88V130H87ZM103 131H104V130H103ZM122 131H123V130H122ZM199 131H200V130H199ZM254 131H256V130H254ZM254 131H253V132H254ZM259 131H260V130H259ZM84 132H85V130H84ZM115 132H117V131H115ZM188 132H189V131H188ZM190 132H191V131H190ZM222 132H223V131H222ZM253 132H252V133H253ZM60 133H61V132H60ZM80 133H81V132H80ZM103 133H104V132H103ZM118 133H119V132H118ZM120 133H121V132H120ZM120 133H119V134H120ZM125 133H126V132H125ZM130 133H131V132H129V133L126 134V135H128V134L131 135V136H129L128 141H134V140H130V139H131L130 137L133 138L132 134H130ZM185 133H186V132H185ZM195 133H198V132L196 131ZM254 133H255V132H254ZM261 133H262V132H261ZM94 134H95V133H94ZM116 134H117V133H116ZM116 134L113 135V136H116ZM119 134H118V135H119ZM181 134H182V133H181ZM183 134H184V133H183ZM186 134H187V133H186ZM189 134H191V133H188L187 135L189 136ZM192 134H194V132H193ZM221 134H222V133H221ZM96 135H97V134H96ZM101 135H102V134H101ZM126 135H125V138L128 137V136H126ZM184 135H185V134H184ZM217 135H218V132H217ZM223 135H224V134H223ZM248 135H249V134H248ZM251 135H252V134H251ZM251 135H250V136H251ZM254 135H256V134H254ZM258 135H259V134H258ZM258 135H256V136H258ZM93 136H94V135H93ZM181 136H182V135H181ZM209 136H210V135H209ZM250 136H249V138H250ZM102 137H103V136H102ZM117 137H119V136H117ZM122 137H123V136H122ZM186 137H187V136H186ZM191 137H193V136H191ZM195 137H196V134H195ZM223 137H224V136H223ZM251 137H252V136H251ZM66 138H67V137H66ZM110 138H111V137H110ZM112 138H113V137H112ZM189 138H190V137H189ZM193 138H194V137H193ZM221 138H222V137H221ZM221 138H220V139H221ZM234 138H235V137H234ZM261 138H262V137H260V139H261ZM48 139H49V138H48ZM55 139H56V138H55ZM55 139H54V140H55ZM68 139H69V138H68ZM75 139H76V138H75ZM107 139H108V138H107ZM107 139H106V137H105L104 140L106 141ZM114 139H116V138H114ZM187 139H188V138H187ZM209 139H210V138H209ZM212 139H213V138H212ZM214 139H215V138H214ZM236 139H237V137H236ZM236 139H235V140H236ZM239 139H241V138H239ZM246 139H247V138H246ZM251 139H252V138H251ZM251 139H250V140H251ZM253 139H254V136H253ZM253 139H252V141H253ZM255 139H257V138H255ZM255 139H254V141H255ZM260 139H258V140H260ZM51 140H52V139H51ZM51 140H49V142H50ZM102 140H103V139H102ZM108 140H110V139H108ZM124 140H125V139H124ZM124 140H123V141H124ZM183 140H184V139H183ZM183 140H182V141H183ZM190 140H191V139H190ZM210 140H211V139H210ZM225 140H226V139H225ZM237 140H238V139H237ZM242 140H243V139H242ZM242 140H241V141H242ZM258 140H257V142H258ZM263 140H264V139H263ZM34 141H35V140H34ZM84 141H86V140H84ZM99 141H100V140H99ZM99 141H98V142H99ZM112 141H113V140H112ZM114 141H116V140H114ZM128 141H127V143H128ZM198 141H199V140H198ZM226 141H227V140H226ZM254 141H253V142H254ZM52 142H53V141H52ZM52 142H51V143H52ZM103 142H104V141H103ZM106 142H108V141H106ZM110 142H111V141H110ZM110 142L107 143V144L110 145V147L114 146V148H115V146H116L117 144H119L118 141H117L116 145H114V142H112L113 144H110ZM119 142H120V141H119ZM187 142H188V141H187ZM233 142L236 143V144L238 143V141H237V142L233 141ZM239 142H240V141H239ZM244 142H248V141L244 140V141H243V145L246 144V143H244ZM255 142H256V141H255ZM260 142H262V141L260 140ZM260 142H259V143H260ZM83 143H84V142H83ZM88 143H89V142H88ZM104 143H105V142H104ZM120 143H121V142H120ZM130 143H131V142H130ZM184 143H185V142H184ZM206 143H207V142H206ZM234 143H232V144H234ZM250 143H251V141H249V145H251ZM34 144H35V143H34ZM46 144H47V143H46ZM49 144H50V143H49ZM59 144H60V143H59ZM65 144H67V143H65ZM94 144H95V143H94ZM105 144H106V143H105ZM107 144H106V145H107ZM229 144H230V143H229ZM232 144H231V145H232ZM253 144H254V143H253ZM253 144H252V145H253ZM263 144H264V142H263ZM263 144H262V146L264 147ZM23 145H25V144H23ZM27 145H28V144H27ZM38 145H40V143H38ZM44 145H45V144H44ZM68 145H69V144H67V145H65V146L67 147ZM86 145H87V144H86ZM101 145H102V143H101ZM108 145H107V146H108ZM234 145H235V144H234ZM234 145H233V146H234ZM237 145L239 146V144H237ZM237 145L234 146V147H236V148H233V146H232V149H236V150L239 149V148H237V147H238ZM247 145H248V144L244 145V148H245V146H247ZM254 145H256V143H255ZM254 145H253V146H254ZM260 145H261V143H260ZM260 145H257L256 147H258V146H260ZM33 146H36V145H33ZM51 146H52V145H51ZM62 146H63V145H62ZM65 146H64V147H65ZM81 146H82V145H81ZM134 146H135V145H134ZM241 146H242V145H241ZM10 147H11V152H10V154L7 155L6 153H5V154L0 153V264H21V251H22V238H23V237H22V236H23V235H22V227H24V226H22V224L25 225L24 221H25L26 219H28V220H29V219L32 220V219H31V215L34 214L33 217H32L33 219H34V218L36 219V217H34V216L37 215V214L34 213V212L31 213L32 211H31L30 213L28 212V209H27V208H29V207L27 206V203H28L27 201H30L29 199H33V200L36 199V196H35V198H30V196H31V195H30V194H31V191H28L29 188L27 189V191L30 192V193L27 194V193H24V192H26V191H23V182H24V180H26V179L23 180L24 177L21 178V165H22V163H21V161H22V159H21L22 153H21V155H20L21 145H19V146H18V145H17V146H16V145H15V146H12V145H11ZM23 147H24V146H22V148H23ZM25 147H26V145H25ZM38 147H39V146H38ZM41 147H43V145H41ZM46 147H48V145H46ZM46 147H45V148H46ZM84 147H85V146H84ZM94 147H96V145H95ZM103 147H104V146H103ZM119 147H121V144H120ZM119 147L117 146V148H119ZM239 147H240V146H239ZM249 147H250V148H248V146H247L246 149H247V150L249 149V150L254 151V149L256 148L255 146H254V147H255L254 149H251V148H253L252 146H249ZM29 148H30V146H29ZM45 148H42V149H45ZM49 148H50V145H49ZM74 148H76V147L74 146ZM74 148H73V149H74ZM77 148H78V147H77ZM96 148H97V147H96ZM96 148H95V149H96ZM104 148H106V147H104ZM104 148H103V150L105 151L107 148H106V149H104ZM108 148H109V147H108ZM244 148H242L241 150L239 149L240 152H242V150H244ZM261 148H262V147H260V149H261ZM34 149H35V147H34ZM47 149H48V148H47ZM67 149H68V148H67ZM73 149H72V151L74 152ZM99 149H100V148H99ZM112 149H113V147H112ZM112 149H111V151H112ZM120 149H121V148H120ZM123 149H124V148H123ZM214 149H215V148H214ZM256 149H258V151L260 150L259 147L256 148ZM256 149H255V150H256ZM262 149H263V148H262ZM23 150H24V149H23ZM23 150H22L21 152H23ZM26 150L29 151L28 146H27V149H26ZM37 150H38V149H37ZM39 150H41V149H39ZM45 150H46V149H45ZM64 150H65V149H64ZM76 150H77V149H76ZM107 150H108V151H107ZM107 150H106V152H109L110 149H107ZM223 150H224V149H223ZM227 150H228V149H227ZM227 150H226L227 153H229V152L231 153V152H232V151H230L231 148H230L229 152H228ZM236 150H233V153H234ZM28 151H27V152H28ZM43 151H44V150H43ZM46 151H47V150H46ZM60 151H62V150L60 149ZM60 151H59V152H60ZM67 151H68V150H67ZM67 151H66V153H67ZM80 151H81V150H80ZM205 151H206V150H205ZM252 151H251V152H248V153H249V154H250V153H253ZM256 151H257V150H256ZM261 151H262V150H261ZM261 151H260V152H261ZM63 152H64V151H63ZM73 152H70V153H72V154H70V153H69V154L73 156ZM99 152H100V151H99ZM113 152H114V151H113ZM113 152H112V153H113ZM238 152H239V151H238ZM238 152H235V153H238ZM243 152H244V155L247 154L245 151H243ZM243 152H242V153H243ZM260 152H259V154H260ZM263 152H264V151H263ZM35 153H36V152H35ZM81 153H82V152H81ZM227 153H226V155H227ZM235 153H234V154H235ZM25 154H26V153H25ZM28 154H29V152H28ZM43 154L45 155L46 153L43 152ZM60 154H61V153H60ZM60 154H59V156H60ZM63 154H65V153H63ZM74 154H77V152L74 153ZM79 154H80V152H79ZM79 154H78V155H79ZM82 154H83V153H82ZM109 154L111 155L110 152H109ZM113 154L115 155L116 153H113ZM234 154H233V155H234ZM257 154H258V153H257ZM35 155H36V154H35ZM70 155H69L68 158L71 157ZM94 155H95V154H94ZM100 155H101V154H100ZM110 155H109V156H110ZM233 155L231 156V160H233V159H234V160H233V162H230V164H231V163H235L236 160H239V159H236V160H235V158L233 157ZM238 155H240V154H237V157H236V158L239 157ZM242 155H243V154H242ZM260 155H261V154H260ZM24 156H25V155H24ZM40 156H41V152H40ZM64 156H65V155H64ZM64 156H63V157H64ZM104 156H105V155H104ZM106 156H107V154H106ZM116 156H117V155H116ZM235 156H236V154H235ZM248 156H249V155H248ZM248 156H247V157H248ZM256 156H257V155H256ZM256 156H255V157H256ZM28 157H29V156H28ZM34 157H35V156H34ZM38 157H39V156H38ZM43 157L45 158V156H42L41 159H42ZM61 157H62V154H61ZM74 157H75V155H74ZM74 157H71V158H74ZM76 157H77V156H76ZM112 157H113V155H112ZM114 157H115V156H114ZM227 157H229V155H227ZM251 157H252V156H251ZM257 157H258V156H257ZM35 158H37V157H35ZM44 158H43V159H44ZM153 158H154V157H153ZM229 158H230V157H229ZM229 158H228V160H230ZM232 158H233V159H232ZM239 158H240V157H239ZM261 158H262V157H261ZM75 159H76V158H75ZM251 159H252V158H251ZM253 159H254V158H253ZM23 160H24V157H23ZM36 160H37V159H36ZM71 160H72V159H70L69 161L72 162ZM176 160H177V159H176ZM241 160H242V159H241ZM262 160H263V159H262ZM60 161H61V160H60ZM60 161H59V162H60ZM77 161H78V160H77ZM234 161H235V162H234ZM31 162H32V161H31ZM37 162H38V163H37ZM37 162H36V163L39 164V168H40V170H42V171L45 170V171L48 172V169H51V168H52V164H51L50 161H42V160L40 161V159H39ZM53 162H54V164H55V168H57L55 161H53ZM65 162H66V161H64V163H65ZM74 162H75V161H74ZM244 162H245V159H244ZM247 162H248V161H247ZM256 162H257V161H256ZM25 163H26V162H25ZM33 163H34V162H33ZM57 163H58V162H57ZM156 163H157V162H156ZM158 163H159V162H158ZM252 163H253V161H252ZM28 164H29V163H28ZM30 164H31V163H30ZM54 164H53V165H54ZM61 164H62V162H61ZM72 164H73V163H70V165H72ZM255 164H256V163H255ZM262 164H263V163H262ZM58 165H59V163H58ZM62 165H63V164H62ZM65 165H66V164H65ZM67 165H69V164H67ZM70 165H69V166H70ZM73 165H74V164H73ZM161 165H162V164H161ZM231 165H232V164H231ZM231 165H230V166H231ZM236 165H240V163H239V164L237 163ZM236 165H235V166H236ZM247 165H248V164H247ZM250 165H251V163H250ZM25 166H26V165H25ZM36 166H37L36 168H37V170H38V165H36ZM60 166H61V165H60ZM75 166H76V165H75ZM78 166H79V165H78ZM235 166H234V168H235V170H237ZM30 167H31V165H30ZM63 167H64V165H63ZM239 167H240V166H239ZM253 167H254V166H253ZM253 167H252V168H253ZM259 167H260V166H259ZM32 168H33V167H32ZM60 168H61V167H60ZM67 168H71V167H68V166H67ZM169 168H170V167H169ZM232 168H233V166H232ZM234 168H233V170H234ZM237 168H238V166H237ZM244 168H245V166H244ZM244 168H243V170L240 169V168H238V170H241V173H242L243 171H245ZM254 168H255V167H254ZM61 169H62V168H61ZM61 169H58V170L55 169V170H57V171H59V170H60V171H63V169H62V170H61ZM65 169H66V168H65ZM65 169H64V171H65ZM73 169H74V168H73ZM159 169H160V168H159ZM161 169H162V166H161ZM161 169H160V172H161ZM163 169H164V171H162V174H163V172H164V173L166 172L165 168H163ZM245 169H247V168H245ZM40 170H39V171H40ZM55 170H54V168H53V170H52L51 172H50V170H49V172H50V173H52V172L55 173V172H54ZM67 170H68V169H67ZM74 170H75V169H74ZM176 170H178V169L176 168ZM194 170H195V169H194ZM249 170H250V168H249ZM249 170L247 169L246 172H245V175H247V176H245V175L243 174V176L245 177V179H244V177L241 175V173H239V171H238V173L241 175V179H242V177H243L244 181H245L247 178H249V173H247V171L249 172ZM260 170H261V169H260ZM57 171H56V174H58ZM167 171H168V170H167ZM251 171H253V170H251ZM255 171H256V170H254V173H255V174L253 173L252 176L257 175V171H256V172H255ZM33 172H34V171H33ZM47 172H46V175H47ZM70 172H72L71 169H70ZM160 172H159V173H160ZM169 172H170V171H169ZM176 172L178 173V171H176ZM184 172H185V171H184ZM258 172H262V171H258ZM263 172H264V170H263ZM25 173H26V172H25ZM38 173H39V172H38ZM38 173H37V174H38ZM63 173H64V172H63ZM65 173H68V171H66ZM72 173H74V172H72ZM72 173H71V174H72ZM177 173H176V174H177ZM246 173H247V174H246ZM29 174H30V173H29ZM170 174H171V173H169L168 177L171 176ZM23 175H25V174H23ZM23 175H22V176H23ZM44 175H45V174H44ZM46 175H45V177H46ZM49 175H50V174H49ZM61 175H62V177H63L65 180L68 179V176L65 177L66 174H61ZM180 175H181V173H180ZM180 175L178 174L177 176L182 177V175H181V176H180ZM240 175H239V176H240ZM258 175H259V174H258ZM34 176H35V175H34ZM55 176H56V175H55ZM55 176L52 175V178L54 179ZM57 176H58V175H57ZM73 176H74V175H73ZM172 176H173V175H172ZM175 176H176V175H175ZM175 176H174V177H175ZM250 176H251V175H250ZM252 176L249 178L250 180H251ZM59 177L61 178L60 175H59ZM164 177H165V175H164ZM166 177H167V174H166ZM255 177H257V176H255ZM255 177H253V178H255ZM31 178H32V177H31ZM48 178L50 179L51 177H48ZM52 178H51V179H52ZM56 178H58V177H56ZM60 178H59V179H60ZM72 178H73V177H72ZM176 178H178V177H176ZM183 178H184V177H183ZM183 178H182V179H183ZM259 178H260V177H259ZM262 178H263V177H262ZM59 179H57V180L59 181ZM167 179H171L170 181L173 180V178H171V177H170V178H167ZM47 180H48V179H47ZM55 180H56V179H55ZM65 180H64V181H65ZM247 180H248V179H247ZM247 180H246V181H247ZM250 180H248V181H250ZM254 180H255V179L251 180V182L253 183ZM40 181H41V180H40ZM60 181H61V180H60ZM64 181H63V182H64ZM68 181H69V180H68ZM70 181H73V180L71 179ZM70 181H69V182H70ZM176 181H177V179L175 180V182H176ZM237 181H238V180H237ZM240 181H241V180H240ZM258 181H259V180H258ZM258 181H257V182H258ZM52 182H53V181H52ZM63 182L61 181L60 184H62ZM75 182H76V181H75ZM75 182L73 181V182H71V183H73V185H75V184H74ZM242 182H243V181H242ZM47 183H48V181H47ZM56 183H57V182H56ZM56 183H53V184H56ZM66 183H67V182H66ZM66 183L64 182L65 185H67ZM79 183H80V182H79ZM167 183H168V182H167ZM246 183H247V182H245L244 184H246ZM258 183H259V182H258ZM24 184H25V183H24ZM27 184H28V183H27ZM31 184H33V183H31ZM34 184H36V183H34ZM37 184H38V183H37ZM57 184H58V183H57ZM57 184H56V185H57ZM60 184H58V185H60ZM171 184H172V182H171ZM175 184H176V183H175ZM181 184H182V183H181ZM192 184H193V183H192ZM213 184H214V183H213ZM244 184H243V186H245ZM29 185H30V184H29ZM62 185H63V184H62ZM65 185H64L63 188L61 187V190H62V191H63V189L65 188ZM206 185H207V184H206ZM236 185H237V184H236ZM33 186H34V185H33ZM46 186H48V185H46ZM68 186H69V183H68ZM75 186H78V187L80 188V186L77 185V184H76ZM168 186H169V185H168ZM182 186H183V185H182ZM184 186H185V185H184ZM193 186H194V185H193ZM234 186H235V185H234ZM234 186H233V187H234ZM239 186H240V185H239ZM249 186H250V185H249ZM24 187H25V185H24ZM27 187H28V186H27ZM44 187H45V185H44ZM49 187H50V186H49ZM51 187H52V184H51ZM51 187H50V188H51ZM69 187H70V186H69ZM72 187H73V186H72ZM78 187H75V188H78ZM173 187H174V186H173ZM180 187H181V186H180ZM210 187H211V186H210ZM241 187H242V186H241ZM247 187H248V186H247ZM34 188H35V187H34ZM38 188H39V187H38ZM45 188H46V187H45ZM47 188H48V187H47ZM53 188H54V185H53ZM53 188H51V189L53 190ZM73 188H74V187H73ZM79 188H78V191L83 190V189H79ZM190 188H191V187H190ZM206 188H207V190H208V187H206ZM217 188H218V187H217ZM229 188H230V187H229ZM245 188H246V186H245ZM252 188H253V186H252ZM36 189H37V187H36ZM48 189H49V188H48ZM54 189H55V188H54ZM56 189H57V187H56ZM56 189H55V190H56ZM71 189H72V188H70V190H71ZM85 189H86V188H85ZM182 189H183V188H182ZM184 189H186V187H185ZM211 189H212V191L216 190V188H215L214 190H213V188H211ZM242 189L244 190V188H242ZM24 190H26V189L24 188ZM30 190H31V188H30ZM34 190H35V189H34ZM38 190H40V189H38ZM66 190H69V189L67 188ZM72 190H73V189H72ZM87 190H89L88 187H87ZM177 190H179V189L177 188L176 191H177ZM186 190H187V189H186ZM227 190H228V189H227ZM238 190H239V189H238ZM40 191H41V190H40ZM40 191H39V192H40ZM46 191H47V190H46ZM49 191H50V190H49ZM53 191H54V190H53ZM58 191H60V190L58 189ZM64 191H65V190H64ZM78 191H77V193H76L77 195H78ZM90 191H91V189H90ZM90 191L87 193L88 195H89ZM239 191H241V190H239ZM34 192H37V191L35 190ZM34 192H33V193H34ZM50 192H51V191H50ZM50 192H49V193H50ZM55 192L57 193V190H56ZM72 192H73V191H72ZM74 192H76L75 189H74ZM74 192H73V193H74ZM168 192H169V191H168ZM178 192H179V191H178ZM178 192H177V193H178ZM200 192H201V191H200ZM205 192H206V189H205V191H204V193H203L204 195H206ZM208 192H209V190H208ZM216 192H217V191H215V193H216ZM231 192H232V191H231ZM242 192H243V191H242ZM42 193H43V191H42ZM44 193H45V189H44ZM51 193H52V192H51ZM58 193H59V192H58ZM66 193H69V192H66ZM66 193L64 192L65 195H66ZM73 193H72V194H73ZM79 193H81V192H79ZM145 193H146V192H145ZM177 193L174 194V197L177 195ZM194 193H195V191H194ZM201 193H202V192H201ZM210 193H212V192H210ZM210 193H209V195H210ZM239 193H240V192H239ZM37 194H38V193H37ZM37 194H35V195H37ZM52 194H53V193H52ZM70 194H71V193H70ZM81 194H82V193H81ZM90 194H91V193H90ZM147 194H148V193H146V194H144V195H146L147 198H149ZM172 194H173V193H172ZM181 194H183L182 191H181ZM191 194H192V192H191ZM196 194H199V196H200V193H197V192H196ZM196 194H195V195H196ZM203 194H202V196H203ZM221 194H222V193H221ZM224 194H225V193H224ZM229 194H230V192H229ZM231 194H232V193H231ZM237 194H238V193H237ZM237 194L235 195V193H234L233 195L237 196ZM241 194H242V193H241ZM251 194H252V193H251ZM251 194H250V195H251ZM253 194H254V193H253ZM255 194L257 195V193H255ZM255 194H254V195H255ZM258 194H259V193H258ZM260 194H261V193H260ZM32 195H34V194H32ZM41 195H42V194H41ZM43 195H44V194H43ZM43 195H42V196H43ZM46 195H47V194H46ZM53 195H54V194H53ZM56 195H57V194H56ZM56 195L52 196L54 201L51 199V198H52L51 196H49V197H51L50 199L53 201V203H54L55 201H57V203H59L60 206H59V204L57 205V204L55 203L56 205H55V207H54V206H52V204H51L52 202L49 203V206H48V208H51L50 205H51L53 208H58L57 211H56V209H54V210H55L54 212H55V213L57 212V215H56L55 217H57L59 214H61V213L58 214V210H60V209L63 208V207H62V208H60V207L63 206V205H64V206L66 205L65 208L67 209V212H65L66 210L63 211V212L68 213V214H67V215H68V218L71 219V220H70V219H69V220L71 221V223L73 224L74 227H77V228H79V229L81 228L80 230H82V228H84L83 230L86 229L88 232H91V231H98V230H99V229H98V228H100V227L98 226L99 224L96 226L97 223L95 224V222H101V217L98 215L99 213L96 214V212L99 210L98 207H100V204H99V205L96 204V206H98V207L96 208V207H92V206H91V204L94 205L95 203H94V204H93V203L90 204V200H88V199H86V203H85V199H84V198H87L88 195H85V194L83 193L82 195H85V196H83V199H82V196H81V200H84L83 203H85V206H86L87 202H89L88 204H90V205H89L90 207L88 206L89 208H87V210H84V208L81 207V206H83V203H79V200H78V199H76V200H78V203H79V204H82V205L75 204V203H77V202H75V203H69L70 201H73V200H70V201L66 202V201H67V198H68L67 196H68L69 194L66 195L67 198H64V197H63L64 199H63L62 197H59V196H60L59 194H58L59 196L56 198V197H55ZM61 195H62V194H61ZM65 195H64V196H65ZM73 195H75V193H74ZM92 195H93V194H92ZM129 195H130V194H129ZM129 195H128V196H129ZM144 195H143V197H144ZM188 195H189V194H188ZM42 196H41V197H42ZM86 196H87V197H86ZM177 196H178V195H177ZM190 196H191V198H194V197L196 198L198 195L194 196V195L192 194V195H190ZM199 196H198V197H199ZM223 196H224V197H225V196H228V198H229L230 195H228V193H227V195H223ZM248 196H249V195H248ZM258 196H259V195H258ZM260 196H262V195H260ZM31 197H34V196H31ZM44 197H45V196H43L42 199H43ZM69 197H71V196L69 195ZM89 197H90V196H89ZM89 197H88V198H89ZM93 197H94V196H93ZM136 197H137V196H136ZM204 197H205V196H203V198H204ZM220 197H222V196H220ZM255 197H257V196H255ZM255 197H254V198H255ZM46 198H47V197H46ZM46 198H45V199H46ZM73 198H78V196H76V197L74 196ZM90 198H91V197H90ZM121 198H122V197H121ZM124 198H125V197H124ZM179 198H180V196H179ZM179 198H178V199H179ZM195 198H194V200H195V202H196V199H197V198H196V199H195ZM205 198H206V197H205ZM205 198H204V199H205ZM222 198H223V197H222ZM225 198H226V197H225ZM252 198H253V197H252ZM252 198H251V199H252ZM254 198H253V199H254ZM39 199H40V197H39L38 199H36L35 203H33V202H34L33 200H31V201H32V203H33L34 205L36 204L34 208H38V207L41 208V207H42V210H41V211H40V209H39L40 212H39L38 209H37V211H38L39 213H42L43 211H45V210H43V208H46V204H45V202H43L44 199H43V201H42V200L39 201ZM79 199H80V198H79ZM92 199L94 200V202L97 203V199H96V198H95L96 200H95L94 198H92ZM92 199H91V200H92ZM122 199H123V198H122ZM145 199H146V198H144V200H145ZM175 199L178 200L177 197L173 198V195H172V202H173V200H175ZM198 199L200 200V197H199ZM198 199H197V203H198ZM226 199H227V198H226ZM229 199H232V198L230 197ZM243 199L249 202V201H250V200H249V199H250V196H249V197H246V199H245V198H243ZM247 199H248V200H247ZM253 199H252V200H253ZM262 199H263V198H262ZM48 200H49V198H48ZM64 200H66V201H64ZM68 200H69V198H68ZM76 200H74V201H76ZM81 200H80V202H81ZM87 200H88V201H87ZM113 200H114L115 202H116V200H117V201H118L117 204L120 205V203H121V202L119 203L120 198H119V199H116V200L113 199ZM176 200L173 202V205L176 204V203H175ZM184 200H185V199H184ZM188 200H190V198H189ZM192 200H193V199H192ZM192 200H191V201H192ZM194 200H193V201H194ZM215 200L218 201V199H216V198H215ZM222 200H224V198H223ZM232 200H233V199H232ZM252 200L250 201V203H254V202H256V200H254V202H253ZM260 200H261V199H260ZM260 200H257V201H260ZM31 201H30V202H31ZM74 201H73V202H74ZM98 201H99V200H98ZM110 201H111V200H110ZM110 201H109V202H110ZM130 201H131V200H130ZM130 201H128V202H130ZM141 201H142V200H141ZM145 201H146V200H145ZM191 201L188 202V203H190V204H188V205H189V208H190V205L194 203L193 201H192V203H191ZM202 201H203V199H202ZM246 201H244V203H245ZM25 202H26V206H27V207L25 206ZM64 202H65V203H64ZM101 202H102V201H101ZM106 202H107V201H106ZM112 202H113V201H112ZM112 202H110V203H112ZM131 202H132V201H131ZM133 202H134V201H133ZM156 202H157V201H156ZM170 202H171V200H170ZM209 202H210V201H209ZM218 202H220V201H218ZM222 202L224 203V201H222ZM239 202H240V204H241V201H239ZM239 202H237V203H239ZM242 202H243V200H242ZM248 202H247V203H248ZM263 202H264V201H263ZM46 203H47V202H46ZM99 203H100V201H99ZM110 203L107 202V204H110ZM125 203H127V202H125ZM138 203H139V202H138ZM174 203H175V204H174ZM178 203H179V202H178ZM201 203H202V202H201ZM204 203H205V202H203L202 204H204ZM210 203H212V201H211ZM210 203H209V204H210ZM214 203H215V202L213 201V204L211 205V208H210V209H212V206H214ZM228 203H230V200H228ZM250 203H248V204H250ZM257 203H258V202H257ZM257 203H256V204H257ZM28 204H29V206H32V205H33V204L30 205V203H28ZM101 204H102V203H101ZM112 204H113V203H112ZM112 204H110V209H111V206L113 207V205H114V204H113V205H112ZM151 204H153V202H151ZM156 204H157V203H156ZM171 204H172V203H169L170 207H175V206H177V205H180L181 203H179V204H177V205H175V206H173V205L171 206ZM183 204H184V203H183ZM194 204H196V203H194ZM199 204H200V203H199ZM202 204H200V205L197 206L198 209L204 206V205H202ZM230 204H232V203H230ZM230 204H229V206H230ZM233 204H236V203H233ZM240 204H239V205H240ZM242 204H243V203H242ZM245 204H246V203H245ZM245 204L242 205V206L245 207ZM254 204H255V203H254ZM254 204H253V205H254ZM256 204H255V205H256ZM53 205H54V204H53ZM102 205H103V204H102ZM102 205H101V206H102ZM129 205H130V204H129ZM132 205L134 206V203H133ZM146 205H147V204H146ZM153 205H155V204H153ZM196 205H197V204H196ZM196 205H193V206H196ZM225 205H226L228 208H230V207L228 206V204H224V206H225ZM237 205H238V204H237ZM6 206H8L7 209H6ZM36 206H37V207H36ZM56 206H57V207H56ZM94 206H95V205H94ZM121 206H122V203H121ZM159 206H160V205H159ZM180 206H181V205H180ZM180 206H179V207H180ZM182 206L185 207V206H187V204H186L185 206H184V205H182ZM182 206H181V207H182ZM191 206H192V205H191ZM193 206H192V207H193ZM199 206H201V207H199ZM205 206H206L205 208L208 209V207H209L210 205H209V206H208V205H205ZM224 206H223V207H224ZM226 206H225V207H226ZM233 206H234V205H233ZM256 206H257V205H256ZM259 206H260V205H259ZM4 207H5V208H4ZM32 207H33V206H32ZM32 207H31V210H33ZM103 207H106V204H105V206H102V207L100 208L101 212L104 211V210H103ZM116 207H118V206H115V210H118V208L116 209ZM119 207H120V206H119ZM126 207H127V206H126ZM140 207H141V205H140ZM140 207H138V211H139V208H140ZM179 207L177 206V209H178ZM181 207H180V209L183 210V209H182L183 207H182V208H181ZM192 207H191V211L193 210V208H194V209L197 208V207H196V208H195V207L192 208ZM237 207H238V206H237ZM244 207H242V208H244ZM252 207H254V206H252ZM48 208H47V209H48ZM59 208H60V209H59ZM65 208H63L62 210H64ZM92 208H95V211H96V212H95L94 210H92ZM108 208H109V207H108ZM113 208H114V207H113ZM130 208H132V206H131ZM133 208H135V209H133V210L135 211V210H136V205H135V207H133ZM161 208H162V207H161ZM165 208H166V207H164V210H165V211L171 209V210L174 211V213H175V210H173L174 208H173V209H172V208L165 209ZM185 208H187V207H185ZM185 208H184V210H188V211H190V209H185ZM203 208H204V207H203ZM203 208H202V209H203ZM228 208H225V209L227 210ZM248 208H249V207H248ZM248 208H246V209L249 210ZM250 208H251V206H250ZM255 208H257V207H255ZM259 208H260V207H259ZM259 208H258V209H259ZM25 209H27V210H25ZM47 209H46V211L49 210V209H48V210H47ZM97 209H98V210H97ZM105 209H106V208H105ZM120 209H121V208H119V211H120ZM124 209H125V208H124ZM142 209H143V208H142ZM147 209H148V207H147ZM155 209H156V207L154 206V213L157 211V210H155ZM157 209H158V208H157ZM202 209H200V210H202ZM220 209H221V208H220ZM225 209L222 208V210H225ZM236 209H237V208H236ZM236 209H235V210H236ZM29 210H30V209H29ZM35 210H36V209H34V211H35ZM51 210H52V208H51ZM51 210H49V211H51ZM90 210L93 211V212H90ZM140 210H141V209H140ZM144 210H145V209H144ZM171 210H170V213L172 212ZM184 210H183V214L185 213ZM196 210H197V209H196ZM196 210H195V212H196ZM203 210H204V209H203ZM212 210H213V209H212ZM216 210L218 211L219 208L216 209ZM231 210H232V207H231V209H229V212H230V213H232ZM240 210H242V209L240 208ZM255 210H257V209H255ZM263 210H264V207H263V209H262L261 211L264 212ZM111 211H112V210H111ZM119 211H118V212H119ZM121 211H122V209H121ZM149 211H150V210H149ZM158 211H159V210H158ZM160 211H161V210H160ZM160 211H159V212H160ZM162 211H163V210H162ZM177 211H179V210H177ZM205 211H207V210H205ZM249 211H250V210H249ZM249 211H248V212H249ZM251 211H252L253 214H254V211H253L252 209H251ZM259 211H260V210H259ZM259 211H258V212H259ZM25 212H26V213H25ZM27 212H28V213H27ZM38 212H37V213H38ZM63 212H62V214H63ZM94 212H95V214H94ZM101 212H100V213H101ZM105 212H106V215H108V214H107V213H108V210H106ZM115 212H116V211H115ZM118 212H117V213H118ZM146 212H147V211H146ZM163 212H164V211H163ZM168 212H169V211H168ZM168 212H165L166 215H169V214H170V213L168 214ZM180 212H181V211H180ZM186 212H187V211H186ZM195 212H194V213H195ZM202 212H203V211H202ZM222 212H223V211H222ZM222 212H220V213H222ZM233 212H234V208H233ZM240 212L242 213V211H240ZM244 212H245V211H244ZM262 212H261L260 215H262ZM39 213H38V214H39ZM48 213L52 214L53 211H51V212H47V214H48ZM55 213H53L52 215H54ZM109 213H110V212H109ZM117 213H114V214H117ZM127 213H128V211H127ZM130 213H131V212H130ZM136 213H137V212H136ZM144 213H145V212H144ZM148 213H151V216H152V212H148ZM157 213H158V212H157ZM161 213H162V212H160L159 215H158V214H156V215L160 216ZM165 213H164V215H163L164 217H166ZM191 213H193V212H191ZM204 213H205V212H204ZM223 213H225V215L222 214V215H224V216L221 215V216H219L220 218H221V217H224V218H225V217L227 216L226 214H227L228 212H227V213H226V212H223ZM237 213H239V212H236L235 214L237 215ZM30 214H31V215H30ZM101 214H103V213H101ZM110 214H111V213H110ZM121 214H122V213H121ZM124 214H125V212L123 213V215H124ZM132 214H133V213H132ZM137 214H138V213H137ZM145 214H146V213H145ZM171 214H172V213H171ZM187 214L189 215V212H188ZM212 214H213V213H212ZM29 215H30V216H29ZM43 215H44V214H42V217H43ZM45 215H46V214H45ZM117 215H118V214H117ZM117 215H116V216H117ZM134 215H135V212H134ZM161 215H162V214H161ZM176 215H177V214H176ZM181 215H182V214H181ZM193 215H194V214H193ZM202 215H203V214H202ZM219 215H220V214H219ZM233 215H234V214H233ZM236 215H235V217H236ZM239 215H241V214L239 213ZM37 216H40V214L37 215ZM46 216H47V215H46ZM48 216H49V215H48ZM61 216L64 217L63 215H61ZM101 216H102V215H101ZM119 216H120V215H118V217H119ZM184 216H185V218H184V217H179V215H178L177 217H179V219H181V218H182V219H183V218L186 219V216H187V215L185 214ZM208 216H209V215H208ZM244 216H245V215H244ZM249 216H250V215H249ZM255 216H256V215H255ZM262 216H264V215H262ZM44 217H45V216H44ZM44 217H43V218H44ZM59 217H60V216H59ZM62 217H61L60 221H62V220H64V219L66 220V218L62 219ZM104 217H106V216H104ZM108 217H109V216H107V220H104V221H106V224H105L104 227H106V231H107L108 234L110 235L109 237L112 236L111 238H112L114 241L117 242V243H116V242L113 241V242L115 243V245H117V244L119 243V241L124 243V242H126L127 239H130V238H128V234L122 229L123 227H121L125 221H124V222L121 221L122 223H121V226H120V225H118V224L116 223L115 220H114L115 223H114L113 221H110V219H109ZM110 217H111V215H110ZM164 217H163L162 219H164ZM187 217H188V219H190L189 216H187ZM193 217H195V216H192V218H193ZM204 217H205V216H204ZM204 217H203V218H204ZM210 217H211V216H210ZM219 217L216 218L217 221L215 220V221L211 222L210 224L205 222V223H201V224L196 225L195 222H192V223H188V225H187V223H185V225H186L188 228H190V227H194V226L196 225L197 227H201L203 230H204V228H206L207 226H208V227L210 226L209 228H210V230L212 231V233H210V231L208 230L209 234H208V233H207L208 235L206 234L208 237H205V236H206L205 234H204L205 236H202V238L200 239V243H201V248H200V249H195V246H196V243H197L195 240L197 239V238H196L197 235H195V232H194V231H197V230L195 229L196 226H195V228H194V231H192V232L190 233L189 238L186 237L187 240H185V241H181V240H180L179 243L177 244L179 250H178V252L176 251L177 253L175 252V254H176V256H177L178 254L181 255L182 259H184V262H182V263L193 264V263H195V261H198V263L196 262V264H228L229 259H230V258H229V257H230V255H229L230 252H229L228 249L226 250L225 247H226L227 245H229L230 243L228 242L227 237H224V236L222 237V234H221L222 232L220 233L221 236L218 235V232H219V231H217V232L215 233L216 235L214 234V232H215V228L217 227L216 230H218L219 228H223L222 226H223V223L225 222L224 218H223V220H224V222H223ZM237 217L239 218V217H242V216H237ZM40 218H41V217H40ZM51 218H53V217H51ZM51 218L48 217V220L51 219ZM57 218H58V217H57ZM68 218H67V219H68ZM135 218H136V217H135ZM160 218H161V217H160ZM228 218H229V217H228ZM228 218H226V219H228ZM245 218H246V217H245ZM248 218H249V217H247V220H248ZM260 218H261V217H260ZM263 218H264V217H263ZM263 218H262V219H263ZM37 219H38V218H37ZM117 219H120V218H117ZM117 219H116V220H117ZM121 219H122V217H121ZM173 219H174V218H173ZM188 219H186V220L188 221ZM199 219L201 220L202 218L199 217ZM208 219H209V218H208ZM208 219H207V221H209ZM235 219H236V218H235ZM252 219H254V218H252ZM255 219H256V218H255ZM8 220L11 221V228H8V226H7V224H8L7 221H8ZM45 220H46V219H45ZM56 220H57V219H56ZM58 220H59V219H58ZM58 220H57V221H58ZM122 220H123V219H122ZM137 220H138V219H137ZM159 220H160V219H159ZM171 220H172V219H171ZM171 220H168V222L171 223ZM218 220H221V221H218ZM229 220H230V218H229ZM236 220H238V219H236ZM236 220H235V221H236ZM241 220H243V219H240L239 221H241ZM247 220L245 219L246 224H247V222H248ZM249 220H251V219H249ZM257 220H258V219H257ZM259 220H260V219H259ZM10 221H9V223H10ZM33 221H34V220H32V222H30V223L28 222V223H29V224H32ZM39 221H40V220H39ZM42 221H43V220H41V222H42ZM49 221H50V220H49ZM52 221H53V219H52ZM129 221H131V220H129ZM129 221H127V222H129ZM135 221H136V220H135ZM174 221H175V220H173V222H174ZM179 221H180V220H178V222H179ZM187 221H186V222H187ZM192 221H193V219H192ZM195 221H196V220H195ZM245 221H244V222H245ZM34 222H36V221H34ZM37 222H38V221H37ZM41 222L38 223V226H37V227L42 228V226L44 225V226H43V229H44V230H46V229H51L52 226H50L49 224H46V225H47V228H46V225L43 224V223H42L43 225L41 226V224H40ZM50 222H51V221H50ZM65 222H67V221H65ZM65 222H64V223H65ZM117 222L119 223L118 220H117ZM127 222H126V223H127ZM133 222H134V221H133ZM133 222H132V223H133ZM144 222H145V221H144ZM149 222H150V221H149ZM157 222H158V220H157ZM159 222H160V221H159ZM181 222H185V221H181ZM227 222H228V221H226L225 223L227 224ZM231 222H232V221H231ZM233 222H234V220H233ZM237 222H238V221H237ZM244 222H243V223H244ZM257 222H258V221H257ZM47 223H48V221H47ZM52 223H53V222H52ZM59 223H60V222H59ZM59 223H58V224H59ZM126 223H125V226L127 225ZM132 223H131V225H132ZM146 223H147V222H146ZM146 223H145V224H146ZM154 223H155V222H154ZM166 223H167V222H166ZM234 223H236V222H234ZM248 223H249V222H248ZM259 223H260V222H259ZM261 223H262V222H261ZM263 223H264V222H263ZM29 224H26V225H29ZM39 224H40V225H39ZM60 224H61V223H60ZM60 224H59V225H60ZM67 224H68V223H67ZM181 224H182V223L177 224V227H178V225H179V228H180V227H181V226H180ZM228 224H229V223H228ZM249 224H250V223H249ZM251 224H252V223H251ZM251 224H250V225H251ZM32 225H33V224H32ZM34 225H35V224H34ZM36 225H37V223H36ZM48 225H49L50 227H49ZM59 225H58V227L60 228L61 226H59ZM148 225H149V224H148ZM165 225L167 226V224H165ZM165 225H164V226H165ZM229 225H230V224H229ZM239 225H240V223H239ZM253 225H254V224H253ZM9 226H10V225H9ZM100 226H102V225L100 224ZM129 226H130V225H129ZM143 226H144V225H143ZM182 226H183V225H182ZM226 226H227V225H226ZM232 226H233V225H232ZM234 226H235V225H234ZM234 226H233V227H234ZM241 226H242V225H241ZM247 226H249V225H247ZM262 226H263V225H262ZM32 227H33V226H32ZM104 227H103V228H104ZM154 227H155V226H154ZM154 227H153V228H154ZM170 227H171V226H170ZM173 227H174V224H173ZM233 227H232V228H233ZM235 227H236V226H235ZM237 227H239V226H237ZM237 227H236V228H237ZM243 227H244V225H243ZM251 227H253V226H251ZM27 228H28V226H27ZM27 228H26V229H27ZM29 228H30V227H29ZM34 228H35V226H34ZM34 228H30V230H35ZM52 228H54V227H52ZM124 228H125V230H126V227H124ZM143 228H144V227H143ZM183 228H184V226L181 227L180 230H179V229L176 228V226H175V229H177V232H178V230H179V232H180L181 229L183 230ZM188 228H187V229H188ZM201 228H200V229H201ZM245 228H246V227H245ZM245 228H243V231H244ZM248 228H249V227H248ZM259 228H260V227H259ZM259 228H258V229H259ZM71 229H73V228H71ZM100 229H101V228H100ZM128 229H129V227H128ZM149 229H150V228H149ZM191 229H192V228H191ZM197 229H198V228H197ZM249 229H251V228H249ZM262 229H264V228H262ZM23 230H24V229H23ZM40 230H41V229H40ZM51 230H52V229H51ZM57 230L60 231L59 229H57ZM83 230H82V231H83ZM101 230H102V229H101ZM192 230H193V229H192ZM230 230H231V229H230ZM245 230H246V229H245ZM53 231H54V230H53ZM64 231H66V230H64ZM73 231H75V230L73 229ZM76 231H79V230L77 229ZM82 231H81V232H82ZM99 231H100V230H99ZM138 231H139V230H138ZM142 231H144V230L141 229V233H143ZM145 231H147V229H146ZM148 231H149V230H148ZM152 231H153V230H152ZM173 231H174V230H173ZM175 231H176V230H175ZM184 231H185V230H184ZM184 231L181 232V233L183 234ZM190 231H191V230H190ZM199 231H200V230H199ZM213 231H214V232H213ZM221 231H223V230H221ZM243 231H242V233H243ZM37 232H39V229L37 230ZM37 232H36V233H37ZM43 232H44V231H43ZM107 232H105L104 235H107ZM134 232H135V230H134ZM134 232H130V231H129V234H130V233H133V234H134ZM150 232H151V231H150ZM153 232H154V231H153ZM158 232H159V231H158ZM228 232H229V231H228ZM230 232H231V231H230ZM234 232H235V231H234ZM234 232H233V233H234ZM259 232H261L260 229H259ZM262 232H264V231H262ZM33 233H34V231H33ZM46 233H47V231L45 232V234H46ZM75 233H76V232H75ZM93 233H94V232H93ZM136 233H138V232L136 231ZM136 233H135V234H136ZM196 233H197V232H196ZM226 233H227V232H225V234H226ZM240 233H241V232H240ZM246 233H247V231H246ZM255 233H257V232H255ZM55 234H57V233H55ZM62 234H63V232H62V230H61V234H60V235H62ZM77 234H78V232H77ZM77 234H76V235H77ZM95 234H96V233H95ZM133 234H132V235H133ZM139 234H140V231H139ZM149 234H150V233H149ZM157 234H158V233H157ZM197 234H198V233H197ZM230 234H232V233H230ZM234 234H236V233H234ZM252 234H253V233H252ZM257 234H260V233H257ZM261 234H262V233H261ZM47 235H48V234H47ZM79 235H80V234H79ZM79 235H78V236H79ZM88 235H89V234H88ZM130 235H131V234H130ZM136 235H137V234H136ZM145 235H148V234H145ZM255 235H256V234H255ZM255 235H252V236L255 237ZM62 236H63V235H62ZM89 236H90V235H89ZM228 236H229V235H228ZM232 236H233V235H232ZM252 236H250V237H248V238L250 239V243L253 244L252 246L254 247V245H255V248H253V249H256V250H257V254H258L259 250H261V249L264 250V246H261L262 243H259V241H257V240H258V239L260 240V238H261L262 236H263V238H264V233H263V235H261V237H260V236H259V237L256 236V238H257V237H258V238H257L255 241H257L258 243H256V242L254 243L253 240L251 241V237H252ZM48 237H49V236H47V239H49ZM63 237H64V236H63ZM84 237H85V236H84ZM86 237H87V236H86ZM96 237H97V236H96ZM99 237H100V236H99ZM104 237H105V236H104ZM104 237H102V238H104ZM106 237H107V236H106ZM129 237H130V236H129ZM138 237H139V236H138ZM146 237L148 238V236H146ZM82 238H83V236H82ZM92 238H93V237H92ZM94 238H95V236H94ZM111 238H110V240L112 241ZM142 238L145 239L144 236H143ZM154 238H155V236H154ZM154 238H153V240H154ZM252 238H253V237H252ZM263 238H262V239H263ZM51 239H52V238H50L49 240H51ZM87 239H89V237H88ZM100 239H101V237H100ZM100 239H99V240L97 239V240L99 241V243H100ZM107 239H108V237H107ZM139 239H140V238H139ZM150 239H151V238H150ZM230 239H231V238H230ZM232 239H234V238H232ZM249 239H248V240H249ZM254 239H255V238H254ZM71 240H72V239H71ZM78 240H79V238H78ZM78 240H77V242H78ZM85 240H86V239H85ZM92 240H93V239H92ZM94 240H95V239H94ZM105 240H106V239L104 238L103 241H105ZM161 240H162V239H161ZM198 240H199V239H198ZM248 240H247V241H248ZM73 241H74V239H73ZM101 241H102V240H101ZM107 241H109V240H107ZM107 241H106V242H107ZM142 241H144V240H142ZM145 241H146V239H145ZM229 241H231V240H229ZM232 241H233V240H232ZM240 241H243V240L240 239ZM245 241H246V240L244 239V242H245ZM263 241H264V240H263ZM263 241L261 240L260 242H263ZM84 242H85V241H84ZM89 242H90V241H89ZM91 242H92V241H91ZM96 242H97V241L95 240L94 243L97 244V248H101L100 245H99L100 247H98V243H96ZM106 242H105V243H106ZM149 242H150V241H149ZM149 242H148V243H149ZM152 242H153V241H152ZM159 242H160V241H159ZM168 242H169V241H168ZM238 242H239V241H238ZM79 243H80V242H79ZM85 243H87V242H85ZM102 243H103V242H102ZM111 243H112V242H111ZM111 243H110V244H111ZM123 243H122V244L119 243V244L121 245V246H119V248H120L121 250H122L123 246L126 247V246H125L126 244L124 245ZM143 243H144V242H143ZM143 243H142V246L145 245L147 242L144 243V244H143ZM246 243H247V242H246ZM246 243H244V244H246ZM248 243H249V242H248ZM263 243H264V242H263ZM87 244H88V243H87ZM119 244H118V245H119ZM160 244H163V243H160ZM164 244H165V243H164ZM83 245H84V244H83ZM88 245H89V244H88ZM91 245H92V243H91ZM106 245H107V244H106ZM108 245H109V244H108ZM118 245H117V246H118ZM122 245H123V246H122ZM132 245L134 246V248H135L136 250H137V249L139 250L140 246H139L138 242H137V243L134 242V244H132ZM151 245H153V244H151ZM211 245H214L215 248H216V250L219 248V249H218L219 251L217 250L218 252L216 253V257H215V255H212V254L209 253L210 250L213 249V248H211V247L208 248V247L211 246ZM232 245H233V246H232L233 248H231V249H233L232 254L235 255V257H237V259H239V260H243V263H244V264H264V256H263L264 252H263L262 250H261V251L263 252V254L260 252L261 255L258 254V255H260V257H257V254H256V252H254V250H253V252H254V254H256V255H255V256H254V255H253V256L251 255V253H252V247L249 246V247H250V248H249L247 244H246L247 246L245 245V246H246L245 248H244V245H242V243L240 244V243L235 242V243L232 244ZM241 245L243 246V248H242ZM84 246H85V245H84ZM103 246H104V244H103ZM145 246H146V245H145ZM157 246H158V245H157ZM157 246H156V247H157ZM162 246H163V245H162ZM168 246H169V244H168ZM214 246H213V247H214ZM86 247H87V246H86ZM86 247H85V248H86ZM106 247H107V246H106ZM108 247H109V246H108ZM108 247H107V248H108ZM112 247H114V244L112 245ZM150 247L153 248V246H150ZM159 247H160V245H159ZM172 247H173V246H172ZM175 247H176V246H175ZM185 247H186V248H185ZM217 247H218V248H217ZM247 247H248V248H247ZM85 248H84V249H85ZM115 248H116V247H115ZM117 248H118V247H117ZM119 248H118V249H119ZM129 248H131V247H129ZM143 248H144V247H143ZM143 248H142V249H143ZM152 248H150V250H151ZM166 248L168 249V248H170V247H166ZM197 248H199V247L197 246ZM88 249H89V248H88ZM101 249H103V247H102ZM105 249H106V248H105ZM127 249H128V247H127ZM147 249H148V248H147ZM157 249H158V247H157ZM164 249H165V248H164ZM229 249H230V248H229ZM249 249H251V250H249ZM91 250H94V248H92ZM98 250H99V249H98ZM98 250H97V251H98ZM103 250H104V249H103ZM109 250L111 251L112 249H109ZM123 250H124V249H123ZM133 250H134V249H133ZM133 250H132V251H133ZM158 250H159V249H158ZM173 250H175V249H173ZM173 250H172V249L170 250V254H172L171 251H173ZM101 251H102V250H101ZM114 251H115V250H113V253H114ZM125 251H126V250H125ZM127 251L130 252V253L132 252L131 250H127ZM127 251H126V252H127ZM147 251H148V250H147ZM168 251H169V250H168ZM213 251H214V249H213ZM249 251H250L251 253H250ZM92 252H93V251H92ZM98 252H100V250H99ZM98 252H97V253H98ZM111 252H112V251H111ZM122 252H123V251H122ZM128 252H127V253H128ZM138 252H139V251H138ZM143 252H144V251H143ZM150 252H152V251H150ZM154 252H157V253H158L157 250H156V251L154 250ZM102 253H103V252H101V254H102ZM104 253H105V252H104ZM212 253H213V252H212ZM98 254H99V253H98ZM111 254H112V253H111ZM131 254H132V253H131ZM137 254H138V253H137ZM145 254H146V251H145ZM145 254H143V255L145 256ZM164 254H165V253H164ZM168 254H169V252H168ZM170 254H169V255H170ZM213 254H214V253H213ZM230 254H231V253H230ZM107 255H108V257H109V254H107ZM134 255L137 256L136 253L133 251V256H134ZM153 255H154V254H153ZM157 255H158V254H157ZM236 255H238V256H236ZM97 256H98V255H97ZM99 256H100V255H99ZM99 256H98V257H99ZM103 256H104V254H103ZM112 256H113V254H112ZM112 256H111V257H112ZM130 256H131V255H130ZM148 256H149V255H148ZM166 256H167V254H166ZM213 256H214L215 258H217V259L215 260V258H214ZM114 257H115V256H114ZM159 257H160V259H161V256H159ZM163 257H165V256H163ZM238 257H239V258H238ZM240 257H241V258H240ZM100 258H101V257H100ZM104 258H105V257H104ZM106 258H107V257H106ZM112 258H113V257H112ZM134 258H135V257H134ZM147 258H148V257H147ZM177 258L181 260V258H179V255H178ZM232 258H233V256H232ZM109 259H110V257H109ZM121 259H122V258H121ZM136 259H137V258H135L134 260H136ZM163 259H165V258H163ZM166 259H167V258H166ZM175 259H176V258H175ZM237 259H236V260H237ZM107 260H108V259H107ZM107 260H105V261H107ZM111 260H112V259H111ZM139 260H140V259H139ZM103 261H104V260H103ZM117 261H118V260H116V261L114 260L113 263H118ZM124 261H125V263L127 262L126 259H124ZM124 261H122V262H124ZM161 261H163V260L161 259ZM170 261H171V260H170ZM174 261H175V260H174ZM174 261H173V262H174ZM108 262L110 263V261H108ZM111 262H112V261H111ZM120 262H121V261H120ZM142 262H144V261H142V259H141V264H142ZM146 262H147V261H146ZM167 262H168V261H167ZM233 262H235V260H233ZM233 262H232V263H233ZM238 262H239V261H238ZM113 263H112V264H113ZM137 263H138V262H137ZM159 263H160V262H159ZM165 263H166V261H165ZM175 263H176V262H175ZM175 263H174V264H175ZM178 263L181 264V262H178ZM241 263H242V261L239 262V264H241ZM101 264H102V263H101ZM122 264H124V263H122ZM127 264H128V263H127ZM135 264H136V262H135ZM143 264H144V263H143ZM155 264H156V263H155ZM233 264H235V263H233ZM236 264H238V263H236Z\"/></svg>","mask_w":264,"mask_h":264}]
</instances>
